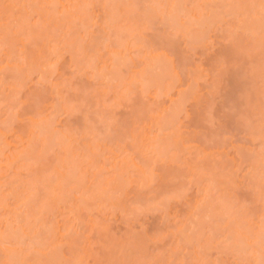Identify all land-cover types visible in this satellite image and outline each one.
Masks as SVG:
<instances>
[{
    "label": "rangeland",
    "instance_id": "obj_1",
    "mask_svg": "<svg viewBox=\"0 0 264 264\" xmlns=\"http://www.w3.org/2000/svg\"><path fill=\"white\" fill-rule=\"evenodd\" d=\"M6 1H8V4H9V0H0V44H1L0 45V68L3 69V67L6 68L8 66H11L13 68L15 67L14 69H16L17 68L16 66L20 65L21 62L22 63H25L26 62V61L24 62V60L28 57V56L26 57V55H28V54L25 53V52L28 51L29 54H30V52L33 54V52L37 50V48H36L37 46L38 47L39 46L41 47V43L43 41L41 43H39V41L38 42L36 41L37 38H36V40L34 39L35 41H32L33 42L32 44L37 45V46L35 47V49H31V51L29 49L32 48V45H27V42L28 41H25L26 44L24 43V47L21 44V42H23L24 41V38H27V37H30V39L28 38L29 41L32 40V38L34 36L35 37H40V36H38L40 34L39 32L34 33L36 30H34V31L32 30V32L30 31V33H28L27 30L28 29L31 30V28H32V27L31 28L28 27V26H30L29 23H32L31 26H33V23L35 21H37V23L39 24L38 27H42V25L39 22V21H41V23H42V19L37 16L36 12H34L35 14L33 13L34 15L31 13V12H33V11L30 10L31 7L24 6V5H22L23 4L22 3L21 5L24 6V9H20L19 8V5L16 4L18 6V9L19 10H21V11L23 10L22 12H26L25 9L26 8L27 9L30 8V9L27 10L28 13L27 12L25 13V14H29L28 17L30 18V20L28 19L27 15H26L25 16L26 19H24L25 20V22H24L22 20L24 18V16L21 14L22 12H20V14H19V10L16 9L17 6H14V9L11 8L12 10L10 12L9 9H8L9 11L7 10L6 5L8 6V4L6 3ZM25 1H23V2H25ZM99 1L101 2V3L99 2V4H98V0H94V2H97V3H92V4H97V5H92V7H91V8H93V6H95V8H93L95 10H92L90 8H88V9H90L89 12L90 11H93V13H95V14L98 13L99 17H97L98 19H96V20L100 24V22L101 23H104L106 20L109 19V18L108 19L106 18L107 15H110V13H109L110 10L107 12V9L109 8L108 5L111 7L112 4H109V3L107 4V6H106L107 8L105 9V11L107 13H109V14H106L105 15L106 12L104 10H103L104 12L101 11L100 8L102 6L105 8V5H103V4L106 3V2L104 1L102 3L103 0H99ZM122 1L123 2H121V0L116 1V2H121V4L118 3L117 5H119V4H120L119 6H121L122 4L125 5L128 2V4H127V7H128V5H130L132 3L133 5H135L134 7H136L137 12L131 13V15H130L129 12H127L128 14H126L123 11H121L120 13L116 11V13H119L120 14V15H117V16L120 17L119 18L121 20V23L119 22L120 24L117 22V21H120V20H117L116 19V21L115 20L114 21L112 20V23H110L111 21L109 22L111 26L109 25V23H106V22H105V24L101 25V27H103V26L104 27H103V29L100 30V33H98V34L101 35V33L104 32L103 31L104 28H106L105 31H107L108 36H110V39L109 40L107 39L108 41H107V44H106V42H102V40H100V39H102V36H99L98 35L100 37V38L98 37V39H99L98 42L103 43V46H104V44H105V46L110 45L108 43L109 41L114 42V39L113 38H115L116 35L118 37H120L119 41L122 40V42H123V41H125L124 38H126L124 36H127L128 35V34L126 35L127 32L130 31L131 34H134V32L137 31V30H135V29L132 28L134 30V32H132L133 30L131 29L130 26H133L134 27V25H132V22L134 23V21L139 16H141V15H138L137 14L139 12L141 14H143V15H145L146 13L147 14L150 13V15H147L149 18L151 17L150 19L149 18L146 19V17H144V19H143L144 21H148V19H149V22L148 23H151L150 25L146 24L147 25V28H146V26L144 27L145 24H143V23H145V22L140 23L141 21H138V19H137V21H135L136 23H134L136 26L138 25V31L140 30L139 29V25L142 24V27H144V29L142 28L140 31L143 33L142 30H145L143 35L145 37H147L146 39H149V37L151 38V36L154 35L153 38H151L152 41H153L154 40V37H155V34H156V36H158V35L162 36V38L164 37L165 34H171V35H167L168 38L171 37V36H173V35H175V32L176 31H173L174 34L172 33V31H171V33L170 32L169 33H163L164 30H168L167 29L168 27L167 28H164V24L159 25V26L155 24L157 29L155 28L154 24L152 25V23L154 21L153 20L154 19V15H152L151 12H148L149 10H147V12H144L143 11L144 12L143 13L142 10L144 8L143 9L142 8H139L138 9V7H140L141 4L138 5L136 3H139V1H141V0H139L138 2H136L137 0H134V1L133 0H129V1L128 0H125L126 3H125L124 0H122ZM164 1L162 0L163 3H165ZM170 1L167 0V2H170ZM172 1L175 2L174 4H177V7H178V3L181 0H172ZM182 1L184 2L185 0H182ZM222 1H223V3H222ZM222 1L221 0H215V3H210L211 4V7H210V9H208V11H207V8H209V7H206L205 8V6H206L205 4L208 5L209 3L208 2L205 3L206 2L205 0H199V2H198V0L197 1L196 0H186V3L188 5L186 3H185V6L183 5L184 8H186L187 10H189V13L190 14L193 13L191 16H194L197 19H201L202 17L199 18V16H198V15L201 14V16L204 17V20L201 19L200 23L204 22L207 18H211V16L213 17L214 15H216L217 13H219V14L216 15L219 18H216V16L213 17V18L219 19L218 20L219 22H217V20H214L217 25L215 23L212 24L210 22L212 24V25H210V30L207 29L206 31L202 32L203 35L205 33L204 38L205 37L206 38L205 39H202L203 36H201V41L200 42H202V40H205L206 43L203 41L202 42V43H204L203 46L202 45H199L198 46L197 43L199 42V40L197 39V40H195L197 42L196 45L195 44H192V43H194V41H192V43L189 44V45H192V46L193 45L196 46L195 49H197V50L192 51V53H193V54H191L192 56H190V54H189L191 52H188L187 50H186L188 52L187 54L185 53L182 56L180 55L182 53V51L183 52L185 51V49L183 50V46L185 45V43L187 42V44H188V42L192 40V39L191 40L189 39L188 41H186V39L184 38L185 37L184 34H183V37L180 38L182 42H183L182 39H185L184 44L183 43L180 44L181 41H179L178 39H177L178 41L175 40L176 42L174 43V39H176L178 37V35L175 38L174 37H171L172 39L171 38L168 39V40H173L172 43L176 44V46H177V44L178 45L180 44V47L182 46L181 47L182 49L180 48L182 51L181 50L178 51V49H179V48H177L178 46L176 47L177 49L175 48V51H174L175 45L172 44L171 41L168 42V40L165 42V44L164 43L160 44L161 42H164V41H162V38L159 40V38H158L159 36L157 37L158 38L157 40H159V42H160V43H158V45H157V42L156 41H155L156 44H152L150 42L151 39H149V42L148 43H147L148 40L145 39L144 43H141L142 45L137 40L139 44L137 43L136 46L138 45V47H139V45H140L141 46L140 48H145V47H142V46H144V44L146 42L147 44H145V45H148L149 43L152 44V45H150V48L152 46L153 48H157V49H158V47H160V49L165 48V50L173 49L172 52H175L176 55L174 53H173L174 54L173 55L172 52L171 53L169 52V53L172 54L173 57L176 56L175 57L176 60H179L178 58L180 56H181L180 57V60H181V58L183 59V56H186L187 55V57H189V58H187L188 60L186 59V61L187 62L189 61L190 66L188 65V63L186 61L183 62L185 60V58H184V60H182L183 63H180L179 64L180 69H181V66H183L184 64L187 67H191V69L194 68V65H195L196 71H195V73L193 72V75H197V72H199L201 70V75L199 76L200 72L197 75L198 76V78H197L198 80L196 81L197 82V85H195L196 83H192L193 84L192 85L193 88L191 87V90L193 89V91H194L195 86H197V89L196 90L198 91L197 93L199 94V96L197 98L198 99L197 102L201 99L198 102L200 104V106L198 104V106L196 107L197 102L195 103L196 105L193 104L194 101L192 103V99L191 98H190V101L189 102H188V99H186L185 102H184V106H185L184 107V110L186 109V112H184L182 114L180 112V115L179 114L177 115V118H176L177 124L176 123H174V124L172 123V122H176V121H171L170 122L171 124L169 122L168 123H165L166 126L170 125V126H172V128L175 127L173 125H176V127H179V129H178L179 130V133H178V131H175L176 134H179L180 135V133H181L180 137L181 136L184 137L182 139H186L185 137H187V136L190 135L189 137H187V139L188 138L190 139V137H191L190 141L192 140L194 142L191 141V143H189V144L193 145L194 147L195 146H199V145L200 146L194 148V147H192L190 145L191 148H194V149L191 150V148H190V149H188L190 151H187L186 150L187 151L186 152L184 150L185 151L184 152L182 150V151L178 152L180 154H177V158L175 157L176 158L175 159L173 156L176 155V153L173 155L172 154V150L170 152L169 149H174L175 151H177L179 147H176L177 149H175V146H169V145H167V143L170 140H172L174 137H177V136H175V134H172L174 132H170L169 131V130L172 129L170 126L167 127V128H166V126L165 127L163 126L164 127L163 128L164 129V132L163 133H165V134L164 135H160V133L163 131L162 130L161 132L158 133L159 134L158 135V138H160L159 141L162 142V143L160 142V144L162 146L160 152L164 151L165 153L162 152V154L164 153L165 155H164V157H161V153L159 152V150H158V152H159V155L160 156L157 155V158L158 157H159V159H162L163 158V160H160L161 161V163H160V161L155 160L156 159V155H152V156L149 155V156L152 157V162H154L153 164L156 166L155 167L153 165V166H150V168H149L150 169L149 172L153 173L154 176L152 174H150V175L152 176V178L153 177L154 178L153 179L150 178L151 176L149 174H147L148 176H150L149 178L151 179V181H150L149 178H145V179H149V181L147 183V180H145V182L148 185V186L147 185L146 186L148 188L145 187V185H144V187L140 189L143 192H140V190L138 189L139 187L137 186L140 183V180L141 179H138L137 180V181H139L138 184L136 185V187H138V188H136L135 186H132V187H134V189H136V190L138 189V191H139V192L137 191L138 193H142L145 196V199L144 200H143V198H144L143 195H141V198L143 197L142 199H140V198L137 199L138 193H137V196H136V194L134 195L132 189H131V191L128 190L130 188L125 189L126 186H128V185L125 186L126 181L124 183V180L126 178H128V175L130 176L131 171L129 173V172H126L127 169L126 170H118L120 172L121 171L126 172L125 174L129 173L128 175H125L124 174L125 176H127V177H125L123 175V172L120 173V172H118L116 170V169H119L118 167H122L121 166L122 164H120V166H119V164H117V165L115 164V166L117 168L114 166V168H116L115 169L116 171L114 170V172H113V161L111 159L110 160L109 159H106L107 157L108 158L111 157L110 154H108L107 152H104L106 154V156L103 155V153H102L103 156L102 155L99 156V159L101 157V160L98 159V161H97V159H96V161H97V162L95 161L96 164L93 163V166L94 165L97 166L99 164L97 167L96 166H94V167L92 166L94 169H96V168L99 167L96 171L93 169L95 171V173H98L99 175L96 174L97 176L95 177L94 176L95 173H92L93 170H92L91 167H90V169H91V172L90 173H88L90 170L87 171L85 169L86 170V173H87V176L90 175L89 176L90 181H88L89 179L88 180L86 179L87 178L86 177V174H83L84 171L82 170V168H79L80 166L82 167L81 164L83 162V159H82V162H80L81 161L80 160L78 162V163H80V165L78 164L79 167H77V173H78V169H81L82 170L81 174H83L82 175L83 178L82 179H79L80 178L79 177L80 175L78 176L79 177L78 178L77 177V173H75L74 178L78 179L80 182L82 180L83 181L86 180L87 183H88V184L85 183L87 185V187L90 186V185L92 186V184H93V186L91 188L89 187V189H88V190H90L89 192L92 193V194H89L87 192L88 190L86 191L84 189L86 187V185L83 184L84 182L83 183L81 182V185L82 186H85L84 188H81V186H79V188L82 189L81 191H79L80 192V195L82 193V195L80 196V198H81V201L80 202L82 203L85 200V202L83 203L84 204V207H87L88 206V204L86 202V200H87V198H86L87 194H88V196H90V195L94 196L93 198L88 197L90 199V201L93 202V204L90 203L89 211H90V208H91L92 205H93V207L96 205L95 203L100 204V203H98L99 201H95V200H97L96 197L102 196L101 193L99 195L98 191H100L99 188H104V185H102V184L103 183L104 184L107 183L105 181L111 180V179H113L112 181H114V178H117L120 183L124 184V186L121 185L117 181V179H116V181H114V182L115 183L118 182L119 185L117 183L116 184L114 183L115 184L114 186L117 185V187H116L117 189L114 188L113 183H109L106 186V187H109V189H106V187H105L104 189H102L100 191V192H102L104 190L102 193L105 195V191L107 190L106 191V196H107V194H109L108 197L111 196L112 199L105 200V202L107 201L106 203L104 202L106 204L105 206H104V204L101 203V207H99L97 209H96V207H94V209L95 210H98L100 208H104V210H105V207H107L106 208L107 210H105L106 212H104V210H102L101 212L99 210L98 211H92V209H91L90 212L89 211L87 212V211H85V208L81 206L80 209H83V210L82 211H79L80 209L78 208V212L76 211L78 214L75 212L78 216H75L76 214L73 211H71V212H73V214L68 213V212H70L69 210L68 211L66 210L68 208H66V209L64 207L62 208L61 207L62 205H60L61 208L59 207L60 208L59 211H57V212L55 211L57 214L55 212H52L51 209L53 207H50L49 206L50 201H49V203L47 202L48 198H47V200H45L46 199L45 198V192L48 195V193L50 194V192L52 190L47 193L48 189H47V187H44V186L48 185L47 184L48 183L47 180H48V181H50L49 182L50 185H51L50 187L51 188H54V189L56 187V190H57V186L55 185L56 183L53 184L54 187L52 185L53 182L57 181V174H56V179L53 178V177H55L54 176L55 175L54 173L58 169L57 166H56L57 165V162H58L57 160L59 159V161H61V160L63 161V159H61V158H64L65 157V156L62 157V154H64L63 153V148L60 149L61 147H58V144H57V147H56V143H57L56 141H53L54 143H52V140H51V143L50 142H47L46 143V145H48L49 147L55 146L53 148L52 147L49 148L47 146H44V148H43L42 145L39 148L38 145L35 146L36 144H38V142L35 143V144H33V146H31V148L26 149L25 150L26 151L25 154H24V152H23V154L26 155L27 150L29 152L31 149H32V151H30V152H33V149H34L33 147L36 148V149H34L35 152L36 153L38 152L39 154L35 155V153L33 152L34 155H32L33 153L30 154V152H29V155H31V157H33L32 159H28V158H31V157H29L28 154H27L28 155L27 160H26V157H24V159H23L22 158L23 156H22L21 159L23 161H21L20 158H19V161L16 162V164H14L16 166H13L12 165L13 167L12 166L11 167L10 166L8 167L7 166V162L5 161V158H3V157L4 156L12 157L13 155L18 154L21 151L22 147L18 143H16V141L18 140L17 137L18 136L19 137H23L22 136L23 133L21 132L22 129H24V128L27 129L29 126H31V123H32L33 120H40L41 119V122L44 123V124H46L47 121L44 122L43 120H45V119L49 120L50 118L53 117V120H54L53 122H55V125L52 124V126H48V127H51V128H49L50 130L51 129L54 130V128H55V130H57L56 132H58V133H57L56 136H58V134L61 136V134L63 133V134H65L64 136L69 137V136H72V134H73V136H75L74 138H76V139L78 138L79 139L81 136H79V137H76V136H78L79 133L81 134V130H84L85 129V131L88 130V132H89L88 133L89 135L87 134V136L88 137L89 136H92L91 137L92 140L93 141L95 140L93 142L91 140V138H86L87 141H89V142L92 141L94 143V145H95L96 140H97V143H102V141L105 139L103 141V144H106L107 146L112 145V146H109V147L111 149L113 147L112 151H113V153H115L114 156H118L119 157L118 158L119 160L122 159V161H123V160H126L127 159V158H124V155H123V154H126V151H127V153L130 152V153L134 154V155L131 154V157L133 156L132 157V159H133L135 156H137L135 154H137L139 150L137 149V151H136L137 153H134L133 151L135 150V148L133 146H131L132 149L134 148V150H131L130 149V144H129V147H128V150H127L126 145H128V143H131V142H129V141L128 142H125L124 139H127L128 140V138H131L132 134L134 133L133 135H134V139L135 140L133 139V141H132V144H133V143H136L135 142L136 140L138 142V138H142L140 134H142V133L143 134L144 133H148V130L145 127V124L147 123V121L146 120H143L144 117H143V114L142 113H141L142 114V116H141L142 118L141 117H137V116L141 115L140 113H138V111H139L140 107H143V106H144V109H145V107H146V109H149V112H150V110L153 111L155 108L158 109V107H160L159 105L163 104L161 102V100L159 101V99H158V101H155L151 96L141 97L142 94L140 92L137 94L138 91L137 92L136 91H131V92L135 93V94L132 93L133 95L131 94L130 91L129 92L127 91L126 96H127L128 93H130L129 94V97L127 96L128 98H124L123 99L124 101L123 100H120L117 103L116 101H118V100L115 97L117 95H119L120 92H122L121 89H120V92L118 94L115 93L116 96L114 94V96H115L114 98L115 99H113L112 97H113V92L116 90V88H118V89L121 88L120 87V84H119V87H118V86H116V84L118 85L117 81H113L114 84L112 82H110V80H112L111 79L112 76H110V80L108 82V84L110 86H108V84H106V86H108L107 89H106L105 86H104L105 84L102 83L104 80L103 81H102V79L100 80V77L98 78L99 80L97 79V77L99 76V74L98 73H94V72H96L94 70H92V71H94L93 73L91 71H88V69H94V66L91 64L92 61H91V58L90 57H89L90 60H88V59L86 60L85 59V62L91 61V62H89V64L92 65V68H91L90 65H88L90 68L88 67V69H87L86 68V65L87 64H85V63H83V65L84 64L85 65H84V67H82V65H81L82 63L81 62L83 61V59L81 58L82 55H81V57H80V55H78L80 53L78 51V49L79 48L82 49V46L84 47L85 43H87V40L90 41L89 40L90 38H89L88 35L85 37L86 31L84 32V34H85L84 36L81 35V34H83L81 32H83L84 29L87 30V28H88L87 26L91 27L92 26V23H91V25H88L86 23L87 25H83L85 27H83L81 25H80L81 26L80 28L77 27V29L79 28L80 31H79V29L77 30V29L74 28L79 33V34H75V36H77V35L79 36L80 35L79 37L78 36L77 37L79 38L80 41H82V43L81 44L78 43V46L79 45L81 46V47H78V49H76V46L77 45H75V47L72 46L79 53L73 49V52L75 54L73 56H71L72 49H70V47L72 45L71 43H73V40L71 41V43L69 41V43L71 45H68V47H69L68 49H70L71 51L65 49L67 53L63 52L64 49L61 50V48H60V47H63L64 48L65 45L63 46L60 43H59L60 45H58L57 44V41L59 40L58 38H60V37L62 38V39L60 38L61 40H65L66 39V36L68 34H71L72 33L71 31H72L73 28H71V30H69L67 32V35H65V33L63 35V32H65L66 29H63L62 27H59V29L62 28V30L61 29L60 30L59 29H53L54 27H56V26L53 25V21H55V20L57 22L60 21L58 24H60V25L62 24L61 26H63V22L65 20L63 19L64 21H62V23H61V20H57V19L53 18L54 20L52 21V24H51V26H53V27H51L52 29L48 27L49 30H51L52 32L54 30V33H55L56 30H58L59 31L58 32L59 35H60V33H61V35H63V36H60V37L56 35L55 37L56 38L58 37L57 38L58 40L54 37L56 39V40H54V42H56L55 44L58 45V46L56 45L57 47H54V48L57 50V52H58V49H60L64 53L63 54L61 52V57L59 55L60 51L58 52V54H57L56 50L52 53L53 54V57L56 58V54H57V55H59V58H60V59H57L58 61L55 60L57 62L55 65H56V67L58 69L56 68V70H55V68H54V70H55L56 73L57 72L58 73L57 74L55 73L54 75H50L51 76L50 81L51 80L53 81V82L51 81L53 85L51 84V82L50 83L47 82L49 85H47L45 82L44 83H41L42 82L41 81L42 79L40 80L41 82L38 80L39 71L37 70L38 73L37 72L32 73L33 71L31 72L30 69H28V68H30L29 67V65H30L29 64V61H28V64L29 65H26V66L28 67L27 68V71L29 70L28 73L29 74L31 73V74L28 75V73H26V76H28L27 78L24 75L25 78H26V81L23 80V79H25V78H23V76L21 77V78H23L22 79L23 83L20 80L21 79L20 76L18 78H15L16 75H14V74L17 72V70H13L14 72L16 71L15 73H12L13 77L15 76L13 78V80L16 79L18 81V83H19V85L16 84L17 86H14L13 84H11V82H13V81H10V80H12V78H9V74H10V70L11 69L10 68H9L10 70L4 69V71L2 69H0L2 71V72L0 71V128H1L0 130L2 131V129H3V132H4L5 129H7L8 127H9V130L11 129L10 131L9 130H6L5 131V132H8V134H7V136H8L7 141L10 142V144L8 146L4 147V149H3V156L1 157V155H0V185L3 186V187L0 186V188H1V190H0V202L3 200V194L5 196L4 198L7 199V195L6 194L8 193V191L11 188H13V190L11 189L12 191L10 190L11 192H13V191H15V192L16 191L21 192L20 194H22L25 198L28 195H29L28 196L29 198L34 197L36 195L35 196L36 200L33 198V199H31V201L32 202L33 201L34 202L36 201L34 204H37L35 206H37L38 208H36L35 206L33 208V205L34 204L31 203L32 204V206H31L32 211L34 209H37L38 210V213H39L40 211H45L46 209L50 208L51 213H53V215L55 214V217L56 218H53V220L56 219L55 220L56 221L55 222V226L57 228L55 227L54 229L57 230L59 228V230L61 231V233L63 234V236H66L65 238H66L67 241L64 240L65 241L64 243L65 244L68 243V244H66V245L65 244H62L61 245L62 248L56 247L55 252H57L58 257L56 256V259H53V260H50L49 259V261H48L47 260V256H48L47 252L50 253V251H51L53 253L54 251H52V250H54V248L48 249L49 248L48 245H50L48 243H50V240H49V242L42 241V242H44V247H42L41 249H43L44 251H45V249L48 250V251H45V253L47 255V256H45L47 261L45 260V257H42V259L44 258V260L46 262H49L50 263L52 261L53 264H56V263L57 264H60V263H62V264L65 263L66 264V262H67V264L68 263L71 264V263H73L72 260H75V257H80V253H78V251H80V252L82 251L81 252L82 255L78 259H81L84 262V263L82 262L83 264H247L246 263V262H248L247 259L249 260V262L251 261L249 259V255L251 257V254L250 253H247L248 256H247L246 253H242V254H246V256H247L246 257L247 259L245 258V261H246L245 262L244 259L242 261V259L240 258L241 255H239V257H238V254H240V253H238V254L236 253L237 254V258H238V259H236V257L234 256L235 253L233 255V253L231 251L228 252L226 248H228L229 250H231L230 249L231 247H230V243L229 244L227 243L229 245L228 247L225 245V242H226L225 241L226 240L225 239V236L227 235L228 237L229 236L231 237L232 233H234V235H236V232L237 231H239V232L241 231L242 232V231H244V229H245V232H246V229L247 228H244L243 226H245V227L248 226V225H245V224L249 220H250L249 222L252 225L253 221H251V219L252 220L254 219V221H255V218H256L255 212H256V210H259V208L264 205V182H263V179H262L263 177H261L262 174H264V172H263V169H264V165H263L264 164L263 163L264 160H263V158H264V156H262L263 158L261 159V155L264 154V143H263L264 142V136H263L264 135V100H263L264 99V97H263L264 96V93H263L264 92V39H263L264 38V36H263L264 34L263 35L261 33L259 34V31H258V34H259V43H258V40L255 38V36H254V38L252 37L255 34V33H253L254 31H252L253 34L252 33L246 34V33H244V31L242 33L241 30H239V29H243L244 30V28H245L247 30V31L245 30V32L248 33L249 32L248 31L249 26H251L252 29L255 30V31L258 30L256 27H257V25L259 23L256 22L257 23L256 24L255 22H253V24H252V20L250 18L252 14H250L251 12H249L251 9L248 8L249 11H247L248 9L246 10V12L249 13L250 15H247V13H245L246 15H244L242 13L245 12V9L248 7L247 4L250 1H251L252 5H254L255 3L258 4V2H261V0L260 1L259 0H256V2L255 1L253 2V0H247V1L246 0H244V1L243 0H240V1L239 0H226V1L225 0H222ZM176 2H178V3H176ZM25 3H27V2H25ZM203 3H205V4H203ZM251 3H249L248 5H250ZM100 4H102L101 7H100ZM223 4H225V6L228 5L229 7L228 6L225 7ZM202 5H203L204 8L202 7ZM9 6H10V4H9ZM141 6L144 7L143 4ZM212 6H214V7H212ZM218 6H221V7L218 8ZM237 6H240V8L245 6L246 8L244 9V12H243V9H241V11H242L241 12L240 9H239V7H237ZM98 7H99V11L100 12H97L98 11ZM124 7H119V8H121V9L123 8L124 9ZM134 7H133V9H134ZM180 7H182L181 4H180ZM188 7H189V9H188ZM222 7H223V9H222ZM114 8H117L118 9V6L117 7L114 6ZM229 8H231V9H229ZM237 8L239 10H237ZM251 8H253V7L251 6ZM202 9H205L206 11L205 10H202ZM224 9L227 12L223 11ZM226 9H228V10H226ZM87 10H84V11L82 10V12H85V13H82L81 12L82 13L81 15H83V16H81V19L83 17H84V19L87 18V20H85V21H88L90 19L89 17L90 16H93V14H91V12L90 13H87L86 12ZM125 10H126V7H125ZM187 10H186V12H187ZM230 10H232L231 11V15L229 14L230 13ZM112 11H113V8H112ZM128 11H129V9H128ZM203 11H204V14L205 15L202 14ZM220 11L223 12L222 13V16L220 15V13H221ZM179 12L182 15L180 9H179ZM214 12H216V13H214ZM232 12H234L236 14L235 15L234 14L232 15ZM100 13L101 14L103 13L106 16V17L105 16L103 17L104 19L102 18V20H105V18H106V20L104 22L100 20V15H101ZM177 13H178V11H177ZM194 13L195 14L197 13L198 15H195ZM112 14L113 13H111V15ZM132 14H133V16L135 14H137V15H135L133 17ZM178 14H176V15H178ZM238 14H241V15L239 16ZM61 15L62 14H59V16H61ZM84 15H88V17L87 16L85 17ZM114 15H115V13H114ZM183 15L185 16V13H183ZM206 15L208 17H206ZM57 16H58V13H56V17ZM62 16L64 17V15H62ZM62 16H61V18H63ZM117 16H115V17H117ZM182 16L181 17L179 16L177 18H181L182 20L181 19H179V20L182 21V22H184V19H183L184 16L183 17ZM187 16H189V14ZM191 16H190V18H191ZM244 16H246V17L244 18ZM247 16H250V17H247ZM122 17L124 19H122ZM135 17H137V18H135ZM194 17H192L191 20H193ZM205 17H206V19H205ZM38 18H39V20H38ZM131 18H132V20L129 21V19H131ZM246 18H249L251 22H249L248 21L249 19L247 20ZM239 19H240V21H239ZM82 20L79 19L77 22L78 23H79V21L82 22ZM94 20H93V22H94ZM151 20H153V21H151ZM158 20L159 19L155 17V21H157V23H160V21L158 22ZM246 20H247V23L249 22L248 24H250V25H248L246 23ZM26 21H27L28 24L26 23ZM208 21L209 20H206L205 22H208ZM18 22H21L23 24L22 25V29H21V27H19V25L21 23H18ZM130 22H131V24H130ZM239 22L240 23L245 22L244 23L245 25H240ZM78 23L77 24L74 23L75 26L76 25L79 26ZM116 23H118V24H116ZM24 24H26V27L24 26ZM58 24H57V26H58ZM194 24H196V22ZM207 24H209V22ZM165 25L167 26L168 24L166 23ZM172 25L173 24H170L169 25V28L170 29H171L170 26H172ZM213 25L215 26L214 28H213ZM239 25H240V27L243 26V28H238ZM252 25H255L256 27H254ZM15 26L16 27L18 26L21 29V32H18L19 30L17 32H15V29H16ZM75 26H73V27H75ZM112 26L113 27L117 26L116 28H118V31H117L118 34L114 35L116 33L115 30H117V29L116 28L114 29ZM203 26H205V27H203ZM206 26H208V25H206L205 23L204 24L202 23V28L201 29H203V28L205 29ZM35 27L37 28V24H35L34 29H35ZM94 27H96V26L93 25V27L91 29V30H93V32H95L94 30H96ZM129 27H130V29L132 31L131 30L128 31ZM162 27L164 29H162ZM193 27H197V26H193ZM259 27H262V26L261 25H258V28ZM26 28H28V29H26ZM46 28L47 27H44V29L42 28L43 30H41V31L42 32L45 31ZM48 28L46 30H48ZM81 28H82V30H81ZM182 28H183V26H182ZM23 29H25L26 32ZM170 29L168 31H170ZM176 29H177V31H179L181 28L179 30H178V28H176ZM188 29H191V28L190 27L187 28V31L185 33L188 32ZM88 30H89V32H87V34L90 33V28ZM160 30H161V32H160ZM184 30H186V29L184 28ZM198 30L201 31L198 28L197 30H194L196 33L193 32V35L198 34L197 33V32H199ZM208 30L210 32H208ZM260 30H261V32H263L262 31L263 30L262 28H260ZM37 31H40V28H37ZM60 31H62V32H60ZM168 31H166V32H168ZM22 32H23V34H22ZM52 32H51V34H52ZM182 32H183V30H182ZM17 33L20 34V35L18 36ZM26 33H27V35H26ZM176 33L178 34V32H176ZM179 33L182 34L181 31H179ZM13 34H15V37H14ZM42 34H44V32ZM180 34H179V37L181 36ZM251 34H252V36H251ZM10 35H11V38H10ZM21 35H23V36H21ZM44 35L45 36H48L50 34L46 35V32H45ZM44 35L42 37H40V38H43L44 39ZM102 35L105 36V37L104 36L103 37L105 38V41H106V37L107 36L105 35V33H103ZM185 35L187 36V34H185ZM198 35H201V33H199ZM73 36H71L72 39H73ZM90 36H92V35H90ZM22 37H24V38H22ZM51 37H53V36L51 35V36L48 37V41L50 40L49 38H51ZM80 37H82L84 40L87 39V37H88V39L86 40V42L84 41V43H83V39L81 40ZM118 37H116V39H118ZM128 37H129V35H128ZM167 37L165 35V38L163 40H165ZM188 37L189 36H187L186 38H188ZM15 38L20 39L19 41H21V39H22L23 41L18 42V41L15 40ZM78 38H76V39H78ZM107 38H109V37H107ZM130 38L133 40V38L131 36H130ZM196 38H199V37H196ZM46 39H47V37H46ZM127 39H126V41H127ZM131 39H128L129 41H127V43L126 42L121 43V41H120V43H117L118 44V47H120L119 46L120 44L122 46V44H124V43H126L127 45L130 44L132 46L135 42H137V41H132ZM68 40H66V41H68ZM34 42H36V43H34ZM75 42H76V40H75ZM101 43L100 44L98 43L99 44V45H97L98 48L101 45ZM167 43H170V46ZM28 44H30V42H28ZM187 44L184 46V48H186V49H187V47H186ZM112 45H114V44H112ZM159 45H161V46H159ZM162 45H163V48H161ZM165 45H166V47H168L167 49H166V47H164ZM171 45H173V46L171 47ZM103 46L101 45L102 48H103ZM114 46L117 47L116 44ZM131 46H129V47L131 48ZM192 46H190V47L191 48H194ZM44 47L46 48L45 50H47V47L46 46H43V47H41V49L38 48V51H41V53H42V51H43L42 48H44ZM124 47L125 46H123V48ZM132 47L135 48L134 46H132ZM138 47H136V48H138ZM102 48H100V52L101 51H105V49H102ZM191 48H189L188 50L190 51ZM81 49H79V50H81ZM84 49L85 50L86 49H90L89 42H88V45H85ZM146 49L148 50L147 47L144 50H142V51L136 49L137 52H141L140 53V57L138 55L139 53H137L135 51L136 53L135 52H133V54L131 53L132 54L131 59L132 58H137V61H141L142 60L141 54H142L143 51L145 52ZM24 50H25V52H24ZM45 50H44V53H45ZM86 51H83L82 54H84V52H86ZM232 51H233V53H231ZM177 53H178L179 57H178ZM32 54H30V55H32ZM48 54L49 53L47 52L46 55L49 56V58L51 57L50 59H54V58H52V55L50 56ZM91 54H92V52L90 53V56H91ZM102 54H103V52H102ZM143 54H142V56H143ZM23 55H25V56H23ZM30 55H29V59H30ZM221 55H223V56H221ZM42 56L44 57L45 60L43 59L44 60V62H43L42 59H41L40 60V61H42L41 64H43V63H45L47 61L46 60V57L47 56H45L44 54H42ZM24 57H25V59H24ZM32 57L33 56H31V59H32ZM18 58H21V60L18 59ZM76 58L78 59V61L80 62V64L77 63L78 61H75V60H77ZM85 58H88V56H85ZM47 59H48V57H47ZM133 60H134L135 64H138L135 61L136 59H133ZM17 61H19V62H17ZM74 61H75V64H74ZM225 61H227V62H225ZM22 63H21V65H22ZM58 63H59V65H58ZM186 63H187V65H186ZM181 64H183V65H181ZM192 65H193V67H192ZM31 66H33V65H31ZM77 66H79V67H77ZM185 66H183L182 69ZM18 67L19 68H17V69H19V72H20L21 71L20 66H18ZM23 67L25 68V65ZM21 68H22V66H21ZM43 68H44L43 70H45V67H43ZM81 68L82 69H85L84 70L85 72L84 71L83 72L82 71H79V70H81ZM86 69H87V71H86ZM113 69L114 68H112V70ZM122 69H124V73L120 69L121 70L120 71L121 73L118 72V74L120 73V75L123 77L124 74H125L126 68L124 67ZM180 69H179L180 72L183 71L182 69L181 70ZM197 69H200V70L197 71ZM22 70L26 72V69H22ZM117 70H119V69H114V72L112 71L114 75H115V73H117ZM192 70H194V69H192ZM34 71H36V70H34ZM184 71L180 73L181 78H183L182 79L183 81L186 80L185 79L186 78V73L184 74ZM226 71H227V73H226ZM22 72L21 73H18L17 72V73L19 75H23ZM47 72H48V70H47ZM89 72L92 73V74H90ZM233 72L234 73L236 72V73L233 74ZM59 73H60V76L58 75ZM82 73H85V74H82ZM223 73L225 75H223ZM6 74L8 75V77L6 76ZM93 74H95V76ZM58 76H59V78H57ZM201 76H204V77H202V79H201ZM6 77H7V79H6ZM52 77L53 78L55 77V78L53 79ZM95 77H96L97 80L95 79ZM18 79L20 80L21 83L19 82ZM55 79H56V81H55ZM115 79H117V78H115ZM57 80H58V83H60L58 85V87H61L62 88L61 91L59 90L60 88L57 89L59 91V92L57 91V94L59 95V93H60V97L59 96L57 97L58 99H56L55 97L53 98V95H54L53 89L57 85ZM54 82H56V83H54ZM98 82H100V84ZM14 84H15V81H14ZM61 84H62V86H60ZM185 84H186V82L185 83L183 82L184 87H185ZM225 84H226V86H225ZM13 86H14V88H13ZM49 87H51L52 89H50ZM110 87H113L114 89H112V88L109 89ZM10 88H12V90H10ZM15 88L17 89V92L16 91L14 92V90H13ZM18 89H19V92H18ZM103 89H105L106 91L104 90V92H103ZM108 90L109 91L111 90L110 92L112 94H110V92ZM50 92H51V95H50ZM190 93H188L189 94L188 95L189 97H191ZM57 94L55 93L56 96H57ZM126 96H124V97H126ZM252 96H253V98H252ZM160 99L165 100L163 98H160ZM241 99H243V100H241ZM54 100H56V101H54ZM139 103L141 105H138ZM54 105H55V108L53 109ZM157 109H155V110H157ZM140 110H141L140 112H142L143 108H141ZM155 110L153 111V113H155ZM197 111H199V112H197ZM135 112H137L136 113V115H137L136 117L134 116L135 115ZM143 112L144 113L145 112H148V110H145V111L143 110ZM250 112H252V113H250ZM197 113H201V114H197ZM56 115H57V117H56ZM150 115H152V113ZM150 115H149V113L147 114V116H148L147 119L149 118ZM140 118H141V121H139ZM137 120L139 121V123H138ZM142 121L144 123L145 122L146 123L145 124L144 123H141ZM49 122H50V124L52 123L51 121H49ZM123 122L124 123L126 122L132 129L129 128V127H128L129 128L128 129L127 126H126L127 124L126 123L124 124ZM239 122H241V123H239ZM8 123H10V124H8ZM131 124L133 126H131ZM179 124H180V126H178ZM114 125H116L117 127L114 126ZM53 126H54V128H52ZM120 127H122V129H120ZM117 128H118V130L116 131ZM125 128L128 129V133L131 135L130 137H127V135L124 134L123 131H126L127 132V129L124 130ZM39 129L41 130V128H39ZM39 129H38V131H39ZM44 129L46 130V128H44ZM113 129L115 130L114 133L116 135L113 134V131H112ZM133 129H134V131H133ZM119 130H121V131L119 132ZM129 130H132L133 132H130ZM172 130H174V129H172ZM175 130H177V129L175 128ZM42 131H43V129H42ZM42 131H40V132L42 133L43 136H41V134H40L39 140L42 141V139L47 135L46 138H44L43 140H45V141L49 140L50 141V139L48 138L49 137V134H47L48 133V130L47 131H44V132H46L45 136H44V134H43ZM107 131L110 132V133H108ZM111 131H112V133H111ZM167 131H169V132H167ZM105 132H106V135H105ZM121 132H123L122 134H124V136L125 135L126 136H125V138L121 139L122 141L118 140L120 143L119 142L117 143V141H115V140H117L118 138H122V135L120 134ZM194 132H196V134ZM251 132L252 133L254 132L255 134H258L259 133V139L260 140H256L255 141L253 139V141H251L252 140L251 137L253 136L252 134H250ZM36 133L38 135L39 132H36ZM86 133L87 132H85V134ZM169 133H171V138L169 137L170 136ZM188 133H190V134H188ZM260 133H262L263 135L260 134ZM12 134H13V137L11 136ZM66 134H68L69 136L66 135ZM85 134L83 132V134H81V135L85 136ZM107 134L109 135V137L112 136V138L111 139L109 138V140H108V138H107L108 135ZM119 134L121 136H119ZM129 134H128V136H129ZM166 134H167V136L169 138L168 137H165ZM172 135H173V138H172ZM249 135H251V136H249ZM261 135H262V138L263 139H261ZM105 136H107V137H105ZM197 136H198V138H197ZM257 136L258 135L253 136V137L255 138ZM192 137H193V139H192ZM195 137H196V139H195ZM62 138L65 139V137H62ZM74 138H72V139H74ZM81 138L79 140L77 139L76 143L79 142L81 140ZM101 139H102V141H101ZM255 139H258V137L255 138ZM106 140H107V142L105 143ZM220 140H221V142H220ZM165 141H168V142H166V144H165ZM199 141H202V142H199ZM113 142H115V143H113ZM261 142L263 143V145H262ZM39 143L42 144L41 142H39ZM44 143L45 142H43V144ZM76 143H75V145H76ZM107 143H109V144H107ZM116 143H117L116 146H118V147L115 146ZM50 144H52V145H50ZM124 144H126V145L124 146ZM162 144H164L166 146V148H164V145H162ZM133 145L135 146V144H133ZM114 146L116 147V149H114ZM140 146L142 148V144L139 145L140 151H139V154L138 155H141L143 153L142 152L143 150L141 151ZM167 146L168 147H171V148L168 149ZM37 147L39 148V151H38V148ZM41 147H42V151H40ZM203 147H205L207 149L204 148L200 152H202L203 150L204 151L206 150L207 152L206 151L205 152L207 153L208 158H206V155H204L205 152L204 153L202 152L203 154L201 155V159H203V157H204V159L206 158V159L209 160V161L207 160L208 162L207 161L206 162L208 164L210 163L209 165L205 164L207 166L206 168L209 169V168L213 167L214 170H212V168H211L210 170H212V171L209 170V172L211 173V172L214 171V173H216V172L218 173V174H216V176L214 178L215 179L214 181H217L216 180V177L219 174H220L221 177H223L222 178L223 180L224 179L225 180L226 179L227 180L229 179L228 181L224 182L223 185L221 184L222 187L225 186V189L223 188L225 190V193L221 192L224 195L223 194H219L220 191H217L216 190V189H218V190L219 189H222V187L219 186L220 185V183H219L218 184V187H221V188H217V185H216L217 182L216 183L215 182L213 183L212 176H214V174L213 175L210 174L211 175V176L209 175L210 177L207 176V173L205 172L207 170L206 169V170H204V173L206 174V175H204V178L207 177V179L206 178L204 179V178H202V176H203L204 173L202 174V176H200L199 173H202L203 172L202 169L203 168L205 169V167H201V169L198 168V171L199 170L202 171V172H199L198 174H197L198 171L195 172V170H196L195 168L196 167L195 168L193 167L194 171L191 170V168L189 167V166H194V165H197V166L198 165H201V166L204 165V163L203 164L200 163L201 162L200 160H199L200 162L197 161V157L199 156L198 159L200 158V154H199L200 152L198 153L199 155H197V151L200 150ZM215 147H216V149H215ZM122 149L125 151V153H123L121 155V152H124ZM163 149H166V151L163 150ZM167 149H168V151H167ZM60 150H61L62 153L60 152ZM179 150H181V149H179ZM259 151L261 153H263V154L259 153V154H261L260 157H259V159H261V161L258 159L259 162H261V163H259V165L262 164L263 167L260 166L262 171L260 170L259 165L257 166V168H258L259 171H261L263 173L261 174L258 171V174L259 175L257 177L256 170L253 167L254 169L253 168L252 169L255 171V174L256 175L253 176V174H254L253 173V174H251L252 175V177H251L249 175V173H251V171L249 173H246L247 171L252 170L251 167H249L250 169H247V166H250V165H247V164H249L248 161H247V157H250L249 158V161H250V159L252 158L250 155L255 152L252 156H253V158L255 157L254 159H256V156L258 154L257 152H259ZM140 152H141V154H140ZM166 152H168L169 155H170V153H171V155H173V156L170 155L172 158L169 156V158H170L169 159L170 160L169 162H167V160H168V154H166ZM181 152L184 153L185 155L184 154L182 155ZM189 152H191V153H189ZM187 153H189V154H187ZM255 154H256V156H254ZM18 155L21 156L20 154H18ZM245 155L246 156L248 155L245 158L247 162L245 161V159H243L245 157ZM104 156H105V159L102 160V157L104 158ZM128 156L130 157V154H128L127 156L125 155V157H128ZM142 156H141V158H142ZM153 156H154V159H153ZM131 157L129 159H131ZM148 158H150V157H148ZM164 158H167V159L164 160ZM253 158H252V160H253ZM85 159H87V158H84V160ZM136 159L137 158L135 157L134 160H136ZM172 159L173 160L175 159V160L172 162ZM137 160H136V162H137ZM139 161L140 160H138V163H140ZM162 161H165L166 163H169L170 166L168 165V170L166 169L167 168V164L165 162H162ZM98 162H100V163H98ZM197 162L200 163V164H197ZM253 162H255V161L253 160ZM251 163L252 162L250 161V164ZM255 163L257 165L258 161H256ZM83 164L84 165L85 164L87 165V164H90V163L87 160V163L84 161ZM157 164L158 165L161 164V165L158 166ZM180 166H183V167H180ZM187 166L190 168L191 171H193V174H192L191 171H189V172L187 171ZM87 167H89V165ZM123 167L125 168V165H123ZM161 167L164 170L159 169ZM169 167H170V170H169ZM174 167H176V168H174ZM151 169H153V170H151ZM54 170H55V172H54ZM108 171H109V173H108ZM161 171H162L163 174L161 173ZM171 171L174 172V173L171 174L170 173ZM115 172H117V173H115ZM187 172L189 174L191 172V175L188 174L189 177L186 174ZM134 174L136 175V173H133L132 175H134ZM194 174H195V177H200V179L202 181L205 180V183L203 182L202 183L203 185L201 184L202 186L200 185V187H199V184L196 183V181H197V180H195L196 178H193ZM196 174L199 175V176H197ZM120 175L121 176L123 175V176L119 179V176ZM135 175L133 176V178L134 177H137ZM70 176H71V174H70ZM148 176H146V177H148ZM191 176H192V179H191ZM220 176H218L219 179H220ZM131 177H129V178H131ZM208 177H209V179L211 178L210 180H212V181L209 180V182H208ZM247 177L251 181H247L248 180ZM255 178H258V179L255 180ZM53 179L55 181H53ZM69 179H71V178L69 177ZM200 179L198 178V180H200ZM222 179H220L221 182H223ZM230 179H232V181ZM39 180H41V181H39ZM44 180H45V182H44ZM201 180L198 181V182L201 183ZM33 181L35 182V185H34V182ZM64 181H66V180H64ZM68 181H69L68 183L70 184V180H68ZM74 181H75V179H74ZM121 181H123V182H121ZM143 181H144V179H142L141 182H143ZM152 181H154V182H152ZM36 182H37L38 185L36 184ZM89 182L92 183V184L89 185ZM149 182H151V184ZM206 182H207V184H206ZM227 182H229V183L227 184ZM252 182L254 184H252ZM65 183H67V182H65ZM68 183L67 184H64L63 181H62V183L60 185H58V186H61L62 185V187L64 186L63 187L64 190H62L59 187L60 188L59 190H62V191H59V192H62V195H65V194H63V191L65 193L67 191V188H68V190H70V192L67 191V195L61 196V197H65V198L67 197L69 199L70 198L73 199L72 196L76 197L75 196L76 194L79 196V194L77 193V189H75L74 191H76V192H74L73 191V188L71 186L69 188V184ZM57 184H58V182H57ZM110 184L113 187H111ZM205 184H206V186H205ZM208 184L212 185L213 188H214V190H212L213 188L209 185V187H211L210 188L211 190H210L209 187L207 186ZM66 185H68L67 188H66ZM74 185H76V184H73V186ZM149 185H151V187ZM159 185H160V187H159ZM161 185H162V187H161ZM255 185H257V186H255ZM32 186H34V187H32ZM36 186H38V187L36 188ZM118 186L120 187V189H118L119 188ZM204 186H205V188L207 187L209 189V192H208V190H206V193L208 192L206 195L208 197L210 196L208 199L206 198L205 202H203V203H205L204 206L207 205V202L209 200L210 202H212L211 203L212 205L211 206L209 205V206L212 207V209H213V202H214V206H215L214 209L217 210V208H218V210L215 211L213 209V211H214L213 212L212 209L211 210L209 209L210 210V213L211 214L213 213L214 216L212 214V215L206 217L203 214H206L208 212L207 211V212L204 213V211H205L204 209L207 208V206L206 207H202V210L203 211H200L201 208H200V210H198L199 212H198V214H196L197 218L194 216L195 217L194 219H197V220L192 221L193 218L192 219L189 218V217L186 218L187 217V214L186 213L188 212V209H191L190 207H193L194 206V205L193 206H191V205L193 203H195L194 201H197L198 195H201L202 196V194L198 192V189L199 188H202ZM215 186H216V188H215ZM15 187H18V189H16ZM50 187H49V189H51ZM155 187L158 190L157 189L155 190L154 189ZM75 188H78L77 185L75 186ZM92 188L93 189L96 188V189H94L92 191L91 190ZM54 189H53V191H55ZM110 189H112V190L110 191ZM124 189H125V192L123 194H122V192H118L119 190L124 191ZM147 189L150 192H151V190L152 191L155 190V191L150 193ZM34 190H35V192H34ZM95 190H97V191L94 192ZM201 190H203V188L200 189L199 191L201 192ZM127 191L128 192L130 191L131 193L127 194L128 193ZM2 192H3V194H2ZM112 192H114V193H112ZM134 192L136 193V191H134ZM74 193H75V195H74ZM84 193H86V194H84ZM96 193H98V194H96ZM145 193L147 195H145ZM20 194H18V195L19 196H22ZM30 194H32V195L30 196ZM70 194H73V195L69 196ZM83 194L86 195V196H84ZM114 194H116L117 196H121L119 199L122 198L121 200L122 201H125V203L123 202V204H125L124 207H121V206H118L117 207V205H116V207H114L115 208L114 209L111 206V204H109V200L111 202L113 200L114 201V204L115 203L120 204V202H122L121 200L115 202L114 199L117 196L114 195ZM119 194H121V195H119ZM125 194L127 195V197H126ZM159 194H160V196H159ZM58 195L59 194H57V196ZM104 195H103V197H105ZM123 195H125V196H123ZM8 196H12V195H10V193H9ZM23 196L22 197H19V198H23ZM51 196H53V195H51ZM135 196H136V199H135ZM201 196H199L198 199H200ZM211 196H212V198H211ZM59 197H60V195H59ZM149 197H151V198L149 199ZM12 198H14V197H12ZM65 198H64V200H65ZM76 198H78V197H76ZM210 198H211V200H210ZM5 199L3 200L4 202H5ZM117 199L118 198H116V200ZM28 200L30 201V199H28ZM44 200L47 202L48 205L45 204L43 206V204L46 203ZM50 200H52V198ZM58 200H59V198H58ZM14 201L15 200L12 201V199H9V201L6 200V202H5L6 205L5 206H7V203L9 205H11L13 203L11 206H8L10 209L13 208ZM60 201L62 202V199ZM67 201H69V200H67ZM90 201H88V202H90ZM4 202H3V204H4ZM40 202L43 203V204L41 205ZM80 202H79V205H81ZM144 203L146 205H148V206H145ZM53 204H54V200H53ZM76 204H78V203H76ZM108 204H109V208L112 207L113 210H109ZM123 204H122V206H123ZM208 204H210V203L208 202ZM39 205L42 206L43 210H42V208H41V210L39 209L40 208ZM5 206H3V211L2 210L0 211V217H1V214L4 213V210L7 211V209H9L7 207L4 208ZM54 206L55 207L53 209L56 208V205L55 204H54ZM209 206H208V208H210ZM120 207L122 209H124V211H122V209ZM31 208H30V206H29V209H28V207L25 208V209H28L25 212H28V214H30L31 212L29 213V210ZM0 209H2L1 206H0ZM20 209H21V207H20ZM20 209H19V211H20ZM22 209L25 210L24 208H22ZM57 209H55V210H57ZM116 209H118L120 211L118 212V210H116ZM189 211H191V210H189ZM235 211H236V213L234 214ZM20 212H22V210ZM200 212H202L203 214L201 213L202 215H200ZM38 213H34V214H31V215L33 216V218L34 217L36 218V215H37V220L39 219L40 222L41 221H46V223H48V224H51L52 223V221H51V223H49L50 222L49 220H51L52 218H51L50 215H49L50 216V218H49L48 212L45 215L46 217L43 215V212H40L43 216L42 215L41 216L38 215ZM49 213H50V211H49ZM216 213H217V215H216ZM26 214L20 215V216H24L25 217L24 218V221H26L25 220L26 218L29 219V220L27 219L29 221V223H30L29 227L32 226V223H36V224H34L35 225V228L36 227H39V229H41L43 227L45 228V226H42L44 224H41L38 221L34 222V220H31V217L32 216L30 215V217H28L27 216L28 214L27 215ZM254 214H255V216H253ZM7 215H8V213H6V216H2L1 217V219H2L1 221H4L3 220L4 217L8 218ZM206 215H209V213H207ZM229 215H232L231 219H229L230 218ZM188 216H189V214H188ZM215 216H218V219L217 218L215 219L214 218ZM219 216H220V218H219ZM221 216H223V217L221 218ZM258 216H259V212H258ZM41 217H44L45 220H41V219H43ZM201 217L202 218L204 217L205 219L204 220H201ZM234 217H237L238 220H236V221H239L238 223L244 224L243 226L241 225L242 228L240 227V229H238L239 228L238 227L239 225L235 223L236 221L235 222L233 221V220H235ZM22 218L23 217H20L19 219L23 220ZM46 218H47V220H46ZM198 219H200V220H198ZM228 220H230L229 222H231V221L234 222L235 226L233 228L230 227V226H232V223L233 222L231 224H227L228 226L230 225L229 228H227L228 226H225L226 223H229V222H227ZM244 221H245V223H244ZM190 222H192V223H190ZM255 222H257V221H255ZM38 223L41 224V227H40V225H37ZM250 223H247V224H250ZM27 224H24V225H27ZM48 224H45V225H48ZM2 225H4V223L1 224L0 234L2 233L1 232L2 231ZM34 225H33V227H34ZM51 225H54V222ZM236 225H237V229L238 230H235L236 229ZM223 227H225V228H223ZM251 227L253 228L254 226L252 225ZM251 227H248V229L251 228ZM3 229H4V227H3ZM47 229L49 230V233H50V228L47 227ZM47 229L46 228H45V230L44 229H41V231L43 230L44 232H46L44 234L45 236L47 235V232H48ZM210 230L212 231V233L210 232ZM222 230H223V232H222ZM225 230L232 231V233L228 232L229 233V235H228L226 233L227 231H225ZM250 230H253V229H249V231ZM41 231L39 230L40 233H41ZM33 232H34V229L32 230V233ZM44 232H42V233H44ZM196 232H197L198 236H197ZM218 232H220L219 233L220 236H221V233H224L225 232L224 233L225 236L222 234L224 237H219V235H218V237H219L218 239H222L224 241L221 240V242H220L217 239L213 240L215 237H217L216 234H218ZM42 233L38 235V234H35V232H34V235L33 234L32 235L33 236H35V235L41 236ZM4 235H5V233H4ZM187 235H188V237H187ZM194 235L197 236L198 238L195 239V236ZM211 235H212V238L213 239H211V237H210ZM213 235H215V236H213ZM251 235L249 234L248 236H251ZM190 236L193 238L192 240H191V238H189ZM35 237H37V236H35ZM262 237L264 238V235ZM262 237H261V241L264 240V239H262ZM39 238H41V237H39ZM27 239H24L23 243H25V241ZM47 239H49V238H47ZM141 239H143V240H141ZM178 239H180V240H178ZM185 239L186 240H189V241H193V242H189L190 243L189 244L188 241H186ZM209 239L212 242H210ZM232 239H234V238H232ZM40 240H42V239H40ZM40 240H38V241H40ZM196 240H198V241L196 242ZM29 241H30V239L27 240V242H29ZM35 241H37V239ZM206 241H208V242L205 243ZM214 241H215V243H218V242L219 243H222V245L217 244V247H215L216 244L214 245ZM228 241H230V242L232 241L233 242V240H228ZM62 242H63V240H61L60 244ZM144 242H145V244H144ZM195 242H196V244H195ZM198 242H201V243H198ZM209 242H210V245L212 244L214 246H207V245H209ZM23 243L21 245H24ZM33 243L35 244L36 242H32V244ZM46 243L48 244L46 246L47 248L45 247V244ZM140 243L143 244V245H140ZM197 244H199V245H197ZM232 244H231V246H233V248L235 250L237 246L235 247ZM40 245H43V244H40ZM144 245H145V247H144ZM223 245H225V246L222 247ZM18 246H19V244H18ZM26 246L27 245H25V248H26ZM192 246H194L195 248H193ZM218 246H220L222 248H220V247L218 248ZM23 247L24 246H22V248ZM27 247L31 248L32 245L27 246ZM185 247H187V248H185ZM208 247H209V249H208ZM25 248H24V251H25ZM76 248L78 249L77 250V253L75 252V249ZM223 248H225L226 251H222V250H224ZM57 249H59L61 251H59ZM26 250L28 251L29 249L26 248ZM27 251H25V252H27ZM198 251H200V252H198ZM234 252H237V249ZM31 253H34L33 252V249L31 251L29 250L27 252V257H25V259L28 260L29 259L28 256L30 255V257H31ZM52 253H50V256H51ZM70 253H72V254H70ZM194 253H196V256H195ZM230 253H231V255H230ZM263 253L264 252H262L260 254H263ZM73 254H74V256H73ZM70 255L73 256V259L71 258L72 256H70ZM34 256L35 255H33L32 257H34ZM59 256H60V261L62 260L63 262H60L59 261ZM62 256H63V259L64 258H66V259L63 260L61 258ZM52 257H54V255ZM82 257L84 258V260H83ZM37 258H39V257H37ZM37 258H35V259H37ZM68 258H69V261H71V262L66 261V260H68ZM261 258H262L261 260L264 261L263 257H261ZM42 259L39 258L38 261L39 260H42ZM78 259L76 258L75 261H78ZM45 261H44V263L45 264H48ZM36 262H37V260H36ZM44 263L42 262V264H44ZM82 263H79V264H82ZM259 263H260V261H259ZM249 264H251V263H249ZM262 264H263V262H262Z\"/></svg>",
    "mask_w": 264,
    "mask_h": 264
},
{
    "label": "bare ground",
    "instance_id": "obj_2",
    "mask_svg": "<svg viewBox=\"0 0 264 264\" xmlns=\"http://www.w3.org/2000/svg\"><path fill=\"white\" fill-rule=\"evenodd\" d=\"M17 1V2H16ZM23 1H25V0H9V4H10V6H9V4H8V1H6V3L8 4V6L6 5V7H7V10L9 9L10 10V12H11V8H13L14 9V6H17V5H19V8L20 9H24V6H27V7H31V9L30 8H28V9H30L31 11H33V12H31L30 10V12L33 14L34 12H36V14H37V16L39 17V18H41L42 19V23H41V21H39L40 22V24L42 25V27H38V23H37V21H35L34 23H33V26H31L32 25V23H29V25L30 26H28L29 28H31V30L30 29H28V28H26V29H28L27 30V32L28 33H30V31L32 32V30L34 31V30H36L34 33H36V32H39L38 34V36H40V37H42L44 34H45V32H46V35H48V34H50V35H48V36H45L44 35V39L43 38H40V37H33L32 38V40H30L29 41V39H30V37H27V38H24V37H22V38H24V41L21 39V41H23V42H21V41H19L20 39H18V38H15V40L16 41H18V42H21V44L23 45V47H24V43H25V41H28V42H30V44H28V42H27V45H32V48H28L30 51H31V49H35V47L37 46V45H34V44H32L33 42L32 41H35L36 40V38H37V42L39 41V43H41L42 41V43H41V47H43V46H46L47 47V50H45L46 48L44 47V48H42L43 49V51H42V53H41V51H38V48L39 49H41V47L39 46H37L36 48H37V50L36 51H34L33 52V54L30 52V54H32V55H30L29 53H28V51L27 52H25V50H24V52L25 53H27L28 55H26V57L28 58H26L25 59V57H24V62L25 63H22V65H21V63H20V65H18V66H20V69H21V71L19 72V69H17V68H19L18 66H16L17 68L16 69H14L13 67H11V66H8V67H6V68H4L3 67V69L2 68H0V69H2L3 71H4V69H8V70H10V74H9V78H12V80H10V81H13V82H11V84H13L14 86H17V85H19V83H18V81L15 79V80H13V78L15 77H13V75H12V73H15L13 70H17V72L18 73H21L23 70L22 69H26V72L25 71H23L22 72V74L23 75H19L17 72V74L15 73L14 75H16V77L15 78H18L19 76H20V78L23 76V78H25V76H26V73H28V71H27V66L26 65H29V67L30 68H28V69H30V71L32 72V73H35V72H37V70L39 71V76H38V80L40 81L41 79V83H46L47 85H49L48 83H50L51 81H50V79H51V76L50 75H54L56 72H55V70H56V61L55 60H57V59H60L59 58V55H60V57H61V50L62 49H67V50H69V51H71L70 49H72V53H71V56H73L75 53L73 52V49L75 50V48H73V47H75V45H77L76 46V49H78V47H81L80 45L78 46V43L79 44H81L82 43V41H80L79 40V36L77 37V36H75V34H79L78 33V29L81 27V26H83V25H91V23H92V26L91 27H89V26H87L88 28H87V30L86 29H84L83 27H85V26H83L82 28L84 29L83 30V32H81V33H83V34H81V35H85V37L88 35L89 36V40L91 41H88L87 39H88V37H87V39H83L82 37H80V39L82 40L83 39V43H84V41L86 42V40H87V43H85V45H88V42H89V44H90V49H84V47H85V45H84V47L82 46V49L81 48H79V49H81V50H79L78 49V51L80 52H78L77 50H75V51H77L79 54L78 55H80V57H81V55H82V59H83V61L81 62L82 64V67H84V65L85 64H87L86 65V68L88 69V65H90L89 64V62H91V64L94 66V69H88V71H91L92 73L94 72V71H96V72H94V73H98L99 74V76L97 77V79L100 77V80L102 79V83L103 84H105L104 86H105V88L107 89V87L108 86H110L109 84H108V82H109V80H110V76H112V80H110V82H112L113 83V81H117V83H118V85L116 84V86H118L119 87V84H120V87L121 88H116V90L113 92V99H117L118 101H116L117 103L120 101V100H123L124 98H128L129 97V94L130 93H128L127 94V96H126V93H127V91L129 92H131V91H138L137 92V94L140 92L141 94H142V96L141 97H148V96H151L155 101H158V99H159V101L161 100V102L163 103V104H161V105H159L160 107H158V109L157 108H155V109H157V110H155V113H153V111L152 110H150V112H149V109H146V107H145V109H144V106L143 107H140V109L141 108H143V110L145 111V110H148V112H143V110H142V112H140L141 110L139 109V111H138V113H142L143 114V117L145 118H143V120H146L147 121V123L145 124L143 121L141 122V123H144L145 124V127L147 128V130H148V133H142V134H140L141 135V137L142 138H138V142H137V140L135 141L136 143H133V144H135V146L132 144V141H133V139H134V133L132 134V136L128 133V129L129 128H131L126 122V126H127V128H125L124 130H126L127 129V132L126 131H123L124 132V134H126L127 135V137H130L131 136V138H128V140L127 139H124L125 140V142H131V143H128V145H126V144H124V146L126 145V148H127V150H128V147H129V144H130V149L131 150H134V148H135V150L133 151L134 153H137L136 151H137V149L140 151V149H139V145L140 144H142V148H141V146H140V148H141V151L143 152L142 154H141V152H140V154L141 155H138L139 154V151H138V153L137 154H135V155H137V156H135L138 160H140L139 162L140 163H138V160H137V162H136V160H134V158L132 159V157H131V154L132 153H130V152H128L127 153V151H126V154H123V153H125V151L124 152H121V155L123 154L124 155V158H127L126 160H123L122 161V159L121 160H119L118 158V156H114V154L115 153H113V151H112V149H113V147H112V149L109 147V146H112V145H109V146H107L106 144H103V141L105 140L104 138V140L102 141V139H101V141H102V143H97V140H96V143H95V145H94V141L92 140V136H87V134L89 133L88 132V130L87 131H85V129L84 130H81V134H83V132H84V134H85V132H87L86 134H85V136H83V135H81L80 133V135L78 134V136H76V137H79V136H83L82 138H81V142L79 141V142H77L76 143V141H77V139L76 138H74L75 136H73V134H72V136H69L68 134H66V135H68L69 137H67V136H64L65 134H61V136L58 134V136H56L57 135V133L58 132H56L57 130H55V128H54V126L52 127V128H54V130H50L49 128H51V127H48V126H52V124L53 125H55V122H53L54 120H53V117L52 118H50L49 120H47V119H45V120H43L44 122L45 121H47L46 122V124H44V123H42L41 122V119L40 120H33L32 121V123H31V126H29L27 129H22V136L23 137H17V141H16V143H18L21 147H22V149H21V151L18 153V154H20L21 156H19L18 154H16V155H13L12 157H9V156H4L3 158H5V161L7 162V166L9 167H11L12 165L13 166H16V165H14V164H16V162H18L19 161V158H20V160L21 161H23L22 159H21V157L24 159V157H26V160H27V158H28V155H29V152L30 151H32V149L28 152V150H27V153H26V155H24L25 154V150L26 149H28V148H31V146H33V144H35V143H37L38 142V144H36L35 146H37L38 145V147L40 148V146L42 145L43 146V148H44V146H47V147H49L48 145H46V143L47 142H50L51 143V140H52V143H54L53 141H56L57 143H56V147H57V144H58V147H61L60 149H62L63 148V153L64 154H62V157L63 156H65L64 158H61V159H63V161L61 160V161H59V159L57 160L58 162H57V170H56V172H55V170H54V176L55 177H53V178H55L56 179V174H57V181H55L54 179H53V181H55V182H53L52 183V185L54 184V183H56L55 185L57 186V190H56V187H55V189L54 188H51L50 186V181H48L47 180V184L48 185H46V186H44V187H47V189H48V191H47V193L49 192V191H53V189L55 190V191H51L50 192V194L48 193V195L46 194V192H45V200H47V198H48V200H47V202L49 203V201H50V203H49V206L50 207H55L54 206V204L56 205V208L55 209H57V210H55V209H51L52 210V212H57V211H59L60 210V208L62 207H64L65 209L66 208H68V209H66L67 211L69 210L70 212H68V213H70V214H73V212L75 213L76 211L78 212V208L80 209L81 208V206L82 207H84V202H85V200L81 203L80 201H81V198H80V196L82 195V193H81V195H80V192L79 191H81L82 189H80L79 188V186H81V188H84L85 186H82L81 185V182L84 184V185H86L85 183H87V181L85 180V181H79L78 179H76V178H74V176H75V173H77V167H79L78 166V164L80 165V163H78L80 160V162H82V159H83V162L85 161L86 163H87V160L89 161V163L90 164H83V162H82V167L80 166L79 168H82V170L84 171V173L83 174H86V179L88 180V181H90V178H89V176H87V173H86V170L87 171H89L88 173H90L91 172V169H90V167L92 168V170L94 169L93 167L94 166H96V165H94L93 166V163L94 164H96L95 163V161H96V159H97V161H98V159H99V156L100 155H102V153H103V155H105L106 156V154L104 153V152H107L108 154H110V158H106V159H111L112 161H113V172H114V170L117 168L116 166H115V164L117 165V164H119V166H120V164H122L121 166L122 167H118L119 169H116L117 171L118 170H126V172H129L130 173V171H131V173H130V176L128 175L129 173H127V174H125L126 172H124V171H121V172H123V175L125 174V175H128V178L129 177H131V178H126L125 180H124V183H125V181H126V183H125V186L126 185H128V186H126V188L125 189H127V188H130V189H128V190H130L131 191V189H132V191H133V193H134V195L136 194V196H137V193L139 192L138 191V189L140 190L141 188H143L144 187V185H145V187H147L148 185H147V183H148V181H149V179L150 178H152V176L150 175V174H152L153 175V173H151V172H149L150 171V166H153L154 164V162H152V155H156V159L155 160H157V161H160V160H163V158L162 159H159V157L157 158V155L158 156H160L159 155V152H160V150H161V148H162V146H161V144H160V142L161 141H159V139L160 138H158V133L159 132H161L162 130V132L160 133V135H164L165 133H163L164 132V127L166 126L165 125V123H170L171 121H176V118H177V115L179 114L180 115V112H181V114L182 113H184V112H186V109L184 110V102H185V100L186 99H188V102L190 101V98L192 99V103H193V101H194V103L193 104H195L196 102H197V98H198V96H199V94L197 93L198 91L196 90L197 89V86H195V85H197V78H198V74H199V72H200V74H199V76L201 75V70L200 69H197V71L198 70H200L199 72H197V75H193V72L195 73V71H196V67H195V65H194V68H192V69H194V70H192L191 69V67H187V66H185V64L183 65V64H181V65H183V66H185L183 69H182V67L183 66H181V69L184 71L185 69V71H184V74L186 73V80L185 81H183L182 79L183 78H181V75H180V73L181 72H183V71H179V69H180V67H179V64L180 63H183V62H185L186 61V59L187 58H189V57H187V55L186 56H183V59L181 58V60H180V57L182 56V55H184L185 53L187 54L188 52H191V53H189L190 54V56H192L191 54H193L192 53V51H194V50H197V49H195V47L196 46H192V45H189L190 43H192V41H194V43H192V44H195L196 45V41L195 40H199V44L197 43V45L199 46V45H202L203 46V44L204 43H202L203 41L205 42V40H202V42H200L201 41V36H203V38L202 39H205L204 38V36H205V33H204V35L202 34V32H204V31H206L207 29H209L210 30V25H212L213 23H215L216 24V22L214 21V20H217V22H219L218 20L219 19H216V18H219V17H217L216 15L217 14H219V13H217L216 15H214L213 17H215L216 16V18H213L212 16H211V18H207L206 19V17H208L207 15H206V17H205V19L206 20H209L208 22H209V24H207L208 22H202L203 24L205 23L206 25H208V26H206V28L204 29H201L202 28V23H200V21H201V19L202 20H204V17L203 16H201V14L200 15H198L197 13L195 14V15H198L199 16V18H201V19H197V18H195L194 16H191L192 14H190L189 13V10H187L186 8H184V6H185V3H186V0L183 2L182 0V2L180 1L179 3L178 2H176V3H178V7H177V4H174L175 2H173L172 0V2L170 3V2H167V0H163L165 3H163L162 2V0H141V1H139V0H137L136 2H138L139 1V3H136V4H143L144 5V7L143 6H141L140 5V7H138V9L139 8H144L143 10H142V12L144 11V12H147V10H149L148 12H151L152 13V15H154V21L153 20H151V21H153V23H152V25L154 24V26H155V28H156V25H162V24H164V28H167L168 30L170 29L169 28V25L170 24H173L172 26H170L171 27V29H170V31H168V30H164V32L163 33H171V31H172V33H173V31H176V32H178V34L175 32V35H173V36H171V37H177V35H178V37L176 38V39H174V43L176 42L175 40H179V41H181V39L180 38H182L183 37V34H184V38L186 39V41H188L189 39L191 40V41H189L188 42V44H187V42L185 43V45L187 44V49L186 48H184V46H183V50L185 49V51L183 52L181 49V47H180V44H184V41H185V39H182L183 40V42L181 41L180 42V44L178 45L177 44V46H176V44H174V43H172V41L173 40H168L169 38H171V37H167V35H171V34H165L166 35V39L165 40H163L164 38H165V35H164V37L162 38V36H160V35H158V36H156V34H155V37H154V40L152 41V39L151 38H153V36L154 35H152L151 36V38L149 37V39H151V43L152 44H156V42H157V45H158V43H160L159 42V40L162 38V41H164V42H161L160 44H162V43H164L165 44V42L168 40V42L169 41H171V43L172 44H174L175 45V47H174V51H175V48L177 47V48H179L178 49V51L179 50H181L182 51V53L180 54L181 56L179 57V55H178V53H177V55H178V59L179 60H176V56L175 57H173V55L175 54V52H172V50L173 49H168V50H165V48H163V45H162V47L161 48H163V49H160V47H158V49L157 48H153L152 46H151V48H150V45H152L151 43H149L148 45H145V44H147L148 42H149V39H146L147 37H145L143 34H144V31L145 30H142L143 31V33L140 31L142 28L144 29V27L146 26V28H147V25L146 24H148V25H150L151 23H148L149 22V19L151 18H149L147 15H150V13L149 14H145V15H143V14H141L140 12L139 13H137L138 15H141V16H139L138 18L137 17H135V18H137L138 19V21H141L140 23H142V22H145V23H143V24H145L144 25V27H142V24L141 25H139V31H138V25L136 26L134 23H136L135 21H137V19L134 21V23L132 22V25H134V27L133 26H130L131 27V29L133 28V29H135V30H137V31H135L134 32V30L132 31L131 29H130V27H129V29H128V31L129 30H131L132 32H134V34H131L130 33V31L129 32H127L126 33V35L128 34L129 35V37H128V35L127 36H124V37H126V38H124L125 39V41H123V42H126L127 43V41H129L128 39H131L130 38V36L133 38V40L132 41H139V43L141 44V43H144V41H145V39L146 40H148L147 41V43L145 42V44H144V46H142V47H147L148 48V50L146 49L145 50V52L143 51L142 52V54H143V56H142V54H141V58H142V60L141 61H137V58H132L131 59V56H132V54H133V52H137V50L136 49H138V50H144L145 48H140L141 46L139 45V47H138V45L136 46V44L138 43V41L137 42H135L132 46H134L135 48H133L130 44H126V43H124V44H122V46H121V44L119 45L120 47H118V44L117 43H120V41H121V43H123L122 42V40H120L119 41V39H120V37H118L116 34H118L117 33V31H118V28H116L117 26H115V27H113L114 29L116 28L117 30H115L116 31V33L114 34V35H116V37H118V39H116V37L115 38H113L114 39V42H111V41H109L108 43L110 44V45H107V46H105V44H104V46H103V43H101V42H98V37L99 36H102V39H100V40H102V42H106V44H107V41L110 39V36H108V34H107V31H105V29L106 28H104V32L103 33H105V35L107 36V37H109V38H107L106 37V41H105V36L104 35H102L103 33H101V35L100 34H98V33H100V30L101 29H103V27H101V25H103V24H105V22L106 23H109L110 21V23H112V20L114 21H116V19L117 20H120L119 18V16H117V15H120L119 13L121 12V11H123V12H125L126 14H128L127 12H129L130 13V15H131V13H134V12H137V10H136V7H134L135 5H133L132 3L130 4V5H128V7H127V4H128V2L126 3V1H125V5H121V6H119L120 4H121V2H123L122 0H121V2H116V1H118V0H103L102 1V3L105 1L106 3H104L103 5H105V8L103 7H101V5L102 4H100V9H101V11H105V9L107 8L106 6H107V4L109 3V4H112L111 5V7L108 5V9H107V12L110 10V15H107V17L105 16L106 14H109V13H107L106 11V13H105V15L103 14H101L100 15V20L101 21H105L106 20V18L108 19H110L111 17L113 18H111L109 21L108 20H106L104 23H101L100 22V24L98 23V21L96 20V19H98L97 17H99V15H98V13L97 14H95V13H93V11H90L91 12V14H93V16H90L89 18V22L88 21H85V20H87V18H85L84 19V17L81 19V16H83V15H81L82 13H85V12H82V10L84 11V10H87L88 8H90V9H92V10H95V9H93V8H95V6H93V8H91L92 7V5H97V4H92V3H97V2H94V0H26L25 2H27V3H25V2H23ZM111 1V2H110ZM113 1V2H112ZM129 1V0H128ZM134 1V0H133ZM132 1V2H133ZM197 1V0H196ZM206 2L205 3H209L208 5L207 4H205V3H203V4H205L204 6H205V8L206 7H209V8H207V11H208V9H210V7H211V4L210 3H215V0H205ZM210 1V2H209ZM213 1V2H212ZM222 1V0H221ZM226 1V0H225ZM240 1V0H239ZM244 1V0H243ZM247 1V0H246ZM256 2V0H253V2ZM260 1V0H259ZM19 2V3H18ZM99 0H98V4H99ZM116 4H115V3ZM142 2V3H141ZM189 2V1H188ZM198 2H199V0H198ZM204 2V1H203ZM219 2V1H218ZM258 2V1H257ZM23 3V4H22ZM101 3V2H100ZM115 5H114V4ZM118 3H120L119 5H117ZM220 3V2H219ZM222 3H223V1H222ZM228 3V2H227ZM226 3V4H227ZM239 3V2H238ZM241 3V2H240ZM249 3H251V1L249 2ZM248 3V4H249ZM15 4V5H14ZM17 4V5H16ZM24 5V6H22V5ZM157 6H156V5ZM180 4L182 5V7H180ZM187 4V3H186ZM202 4V3H201ZM247 4V8L244 6V7H241L240 8V6H237V7H239V9H240V11H241V9H243V12H244V9H245V12L244 13H242V14H244V15H246L245 13H247L246 12V10L249 8V9H251L250 11H249V9L247 10V11H249V12H251L250 14H252L251 15V17L250 16H247V17H250L251 18V20H252V24H253V22H258L259 24L258 25H261L262 27H259L258 28V25H257V27L255 26V25H252V26H254V27H256L258 30H253L252 29V27L251 26H249V28H248V33L247 32H245V28H244V30L243 29H239V30H241V32L243 33V31H244V33H246V34H250V33H252V31H254L253 33H255L253 36H252V34H251V36L254 38V36H255V38L258 40V43H259V34L261 33L262 35L264 34V0H261V2H258V4L257 3H253L254 5H252V3L250 4V5H248ZM137 5V6H138ZM184 5V6H183ZM188 5V4H187ZM191 5V4H190ZM210 5V6H209ZM218 5V4H217ZM216 5V6H217ZM224 6H225V4H223ZM239 5V4H238ZM256 5V6H255ZM114 6L115 7H117L118 6V9L117 8H114ZM126 7V10H125V7ZM133 6L134 7V9H133V7L131 8V7ZM159 6V7H158ZM228 6V5H227ZM227 6H225V7H227ZM243 6V5H242ZM250 6V7H249ZM251 6L253 7V8H251ZM22 7V8H21ZM97 7V6H96ZM119 7H124V9L122 8H119ZM191 7V6H190ZM200 7V6H199ZM202 7H203V5H202ZM212 7H214V6H212ZM219 7H221V6H218V8ZM229 7V6H228ZM112 8H113V11H112ZM178 8V9H177ZM192 8V7H191ZM190 8V9H191ZM204 8V7H203ZM16 9L17 10H19L18 9V6L16 7ZM27 8L25 9V11L27 12V10H28ZM90 9H88L86 12L87 13H90L89 12V10ZM115 9V10H114ZM117 9V10H116ZM128 9H129V11H128ZM179 9L181 10V13H182V15H183V13H185V18L188 20H186L181 14H180V12H179ZM185 9V10H184ZM188 9H189V7H188ZM213 9V8H212ZM216 9V8H215ZM222 9H223V7H222ZM229 9H231V8H229ZM238 8H237V10H239ZM253 9V10H252ZM8 10V11H9ZM97 10V9H96ZM136 10V11H135ZM186 10H187V12H186ZM192 10V9H191ZM202 10H205V9H202ZM226 10H228V9H226ZM23 11V10H22ZM21 10H19V14H20V12H22ZM103 11V12H104ZM116 11L117 12H119V13H116ZM140 11V10H139ZM177 11H178V13H177ZM193 11V10H192ZM191 11V12H192ZM196 11V10H195ZM206 11V10H205ZM213 11V10H212ZM223 11H225V9L223 10ZM231 11L232 10H230V15H231ZM263 11V12H262ZM13 12V11H12ZM26 12H22L21 14L24 16V18L22 19L24 22H25V20L24 19H26L25 18V16L27 15V17H28V15L29 14H25ZM29 12V13H30ZM82 12V13H81ZM97 12H100L99 11V7H98V11ZM143 12V13H144ZM219 12V11H218ZM221 12V11H220ZM225 12H227V11H225ZM229 12V11H228ZM242 12V11H241ZM28 13V12H27ZM30 13V14H31ZM56 13H58V18L56 17ZM111 13H113L112 15H111ZM114 13H115V15H114ZM187 13V14H186ZM211 13V12H210ZM214 13H216V12H214ZM222 13L223 12H221L220 13V15L222 16ZM31 14V15H32ZM35 14V13H34ZM33 14V15H34ZM59 14H62V15H64V17L63 18H61V16H59ZM90 14V15H91ZM137 14H135V15H137ZM176 14H178V15H176ZM189 14V16H187ZM203 15H205L204 14V11H203V13H202ZM235 15L236 13H234V12H232V15ZM249 13H247V15H250ZM21 15V16H22ZM30 15V16H31ZM55 15V16H54ZM98 15V16H97ZM134 15V16H135ZM239 16L241 15V14H238ZM36 16V15H35ZM85 17L87 16L88 17V15H84ZM95 16V17H94ZM106 17L105 18V20H102V18L103 17ZM109 16V17H108ZM115 16H117V17H115ZM123 16V15H122ZM132 16H133V14H132ZM133 16V17H134ZM143 16V17H142ZM183 17V19H184V22H182V21H180L179 19H181V18H177V17ZM187 16V17H186ZM190 16H191V18L192 17H194L193 18V20H191V18H190ZM197 16V17H198ZM243 16V15H242ZM241 16V17H242ZM125 17V16H124ZM141 17V18H140ZM144 17H146V19L147 18H149L148 19V21H144L143 19H144ZM155 17L156 18H158L159 20H158V22L160 21V23H157V21H155ZM246 16H244V18H245ZM39 18H38V20H39ZM53 18H55V19H57V20H61V23H62V21H64L63 22V26H61L60 24H58L59 22H57L56 20V22L55 21H53L54 19ZM94 20V22H93V20ZM153 18V17H152ZM225 18V17H224ZM240 18V17H239ZM263 18V19H262ZM28 19L30 20V18L28 17ZM33 19V18H32ZM64 19V20H63ZM82 20V22L81 21H79V23L77 22L78 20ZM104 19V18H103ZM122 19H124L123 17H122ZM211 19V20H210ZM222 19V18H221ZM242 19V18H241ZM247 20L249 19V18H246ZM130 20H132V18L131 19H129V21ZM143 20V21H142ZM157 20V19H156ZM182 20V19H181ZM224 20V19H223ZM247 20H246V23H247ZM19 21V20H18ZM52 21H53V25L54 26H56V27H54L53 29H59V27H62L63 29H66L65 30V32H63V35H64V33H65V35H67V32L69 31V30H71V28H73L72 29V33L71 34H68L67 36H66V39L65 40H61L62 38L60 37V36H63V35H61V33H60V35H59V31L58 30H56L55 31V33H54V30H53V32L51 31V30H49V28H51V27H53V26H51V24H52ZM108 21V22H107ZM123 21V20H122ZM127 21V20H126ZM150 21V22H151ZM190 21V22H189ZM199 21V22H198ZM214 21V22H213ZM239 21H240V19H239ZM249 22H251L250 21V19L248 20ZM23 22V23H24ZM29 22V21H28ZM81 22V23H80ZM118 23L120 22L121 23V20L120 21H117ZM147 22V23H146ZM162 22V23H161ZM168 24L167 26L165 25L166 23ZM196 22V24H194ZM212 24H211V23ZM222 22V21H221ZM248 22V23H249ZM18 23H21V22H18ZM26 23H27V21H26ZM79 24V26L78 25H76L75 26V24ZM87 23V24H86ZM110 23H109V25H110ZM118 23H116V24H118ZM119 23V24H120ZM170 23V24H169ZM182 23V24H181ZM184 23V24H183ZM198 23V24H197ZM245 22H243V23H240L239 22V24L240 25H245L244 24ZM247 23V24H248ZM254 23V24H255ZM28 24V23H27ZM35 24H37V28H40V31L41 30H43L44 29V27H49L48 28V30H46L45 29V31H43L44 32V34H42L43 32L41 31H37V28L35 27V29H34V26H35ZM57 24H58V26H57ZM74 24V25H73ZM130 24H131V22H130ZM138 24V23H137ZM156 24V25H155ZM188 24V25H187ZM194 24V25H193ZM200 24V25H199ZM257 24V23H256ZM22 23L19 25V27H21V29H22ZM44 25V26H43ZM60 25V26H59ZM75 26V27H73V26ZM81 25V26H80ZM93 25L94 26H96V27H94L96 30H94L95 32H93V30H91L92 29V27H93ZM108 25V24H107ZM185 25V26H184ZM217 25V24H216ZM240 25H239V27L238 28H243V26H241L240 27ZM248 25H250V24H248ZM24 26L26 27V24H24ZM72 26V27H71ZM111 26V25H110ZM141 26V27H140ZM182 26H183V28H182ZM193 26H197V27H193ZM199 26V27H198ZM247 26V25H246ZM16 27V26H15ZM18 26L16 27V29H15V32H17L18 30V32H21V29L19 28ZM77 27H79L78 29H77ZM151 27V26H150ZM161 27V26H160ZM191 28V29H188V32L187 33H185L186 31H187V28ZM194 29H193V28ZM203 27H205V26H203ZM208 27V28H207ZM212 27V26H211ZM215 26L213 25V28H214ZM248 27V26H247ZM253 27V28H254ZM18 28V29H17ZM43 28V29H42ZM62 28H60L61 30H62ZM77 29V30H75V29ZM82 28H81V30H82ZM90 28V33H88L87 34V32H89V29ZM93 28V29H94ZM137 28V29H136ZM152 28V27H151ZM163 27H162V29H164ZM176 28H178V30L179 31H181V33L182 34H180L179 33V31H177V29ZM184 28L186 29V30H184ZM196 28V29H195ZM200 29L201 31H199V32H197L198 34L199 33H201V35H198V34H196V35H193V32L194 33H196L194 30H197V29ZM260 28H262L263 30V32H261V30H260ZM52 29V28H51ZM59 29V30H60ZM112 29V28H111ZM157 29V28H156ZM175 29V30H174ZM25 32H26V30L25 29H23ZM22 30V31H23ZM39 30V29H38ZM147 30V29H146ZM182 30H183V32H182ZM192 30V31H191ZM203 30V31H202ZM208 30V32H210ZM52 32V34H51V32ZM79 31H80V29H79ZM86 31V33L84 34V32ZM92 31V32H91ZM111 31V30H110ZM166 31H168V32H166ZM247 31V30H246ZM258 31H259V34H258ZM57 32V33H56ZM60 32H62V31H60ZM75 32V33H74ZM137 32V33H136ZM153 32V31H152ZM160 32H161V30H160ZM192 32V33H191ZM48 33V34H47ZM70 33V32H69ZM109 33V32H108ZM130 33V34H129ZM136 33V34H135ZM155 33V32H154ZM153 33V34H154ZM16 34V33H15ZM15 34H13L14 35V37H15ZM18 34V33H17ZM22 34H23V32H22ZM110 34V33H109ZM146 34V33H145ZM152 34V33H151ZM179 34L181 35L180 37H179ZM185 34H187V36H189L188 38H186L187 36L185 35ZM191 34V35H190ZM20 34H18V36H19ZM26 35H27V33H26ZM29 35V34H28ZM53 36V37H51V38H49L50 40L48 41V37L49 36ZM59 36L60 38H56L55 36ZM74 35V36H73ZM90 35H92V36H90ZM99 35V36H98ZM113 35V36H114ZM163 35V34H162ZM261 35V36H262ZM17 36V37H18ZM21 36H23V35H21ZM71 36H73V39H72V37ZM104 36V37H103ZM208 36V35H207ZM258 38H257V37ZM264 36V35H263ZM262 36V37H263ZM8 37V36H7ZM46 37H47V39H46ZM58 40L57 41V44L58 45H60V44H62L63 46L65 45V47L63 48V47H60L61 48V50L60 49H58V52L60 51V53H59V55H57L58 54V52H57V50L54 48V47H57L58 45L57 44H55L56 42H54V40H56L55 38ZM71 37V38H70ZM75 37V38H74ZM112 37V36H111ZM159 38V40H157L158 38ZM192 37V38H191ZM196 37H199V38H196ZM10 38H11V35H10ZM21 38V37H20ZM29 38V39H28ZM70 38V39H69ZM76 38H78V39H76ZM100 38V37H99ZM128 38V39H127ZM27 39V40H26ZM35 39V40H34ZM69 39V40H68ZM108 39V40H107ZM126 39H127V41H126ZM135 39V40H134ZM172 39V38H171ZM264 39V38H263ZM66 40H68V41H66ZM73 40V43H71V41ZM75 40H76V42H75ZM104 40V41H103ZM112 40V39H111ZM116 40V41H115ZM177 40V41H178ZM69 41H70V43L72 44H70L69 43ZM113 41V40H112ZM119 41V42H118ZM156 41V42H155ZM154 42V43H153ZM34 43H36V42H34ZM60 43V44H59ZM101 43V45L103 46V48L101 47V45L99 46V48H98V46L97 45H99V44ZM138 43V44H139ZM179 43V42H178ZM206 43V42H205ZM257 43V42H256ZM255 43V44H256ZM20 44V45H21ZM26 44V43H25ZM43 44V45H42ZM112 44H116L117 45V47L116 46H114V45H112ZM126 44V45H125ZM169 46H170V43H167ZM1 45V44H0ZM55 45V46H54ZM57 45V46H56ZM68 45H71V47H70V49H68L69 47H68ZM142 45V44H141ZM189 45V46H188ZM207 45V44H206ZM233 45V44H232ZM67 46V47H66ZM73 46V47H72ZM123 46H125L124 48H123ZM129 46H131V48L129 47ZM149 46V47H148ZM155 46V45H154ZM159 46H161V45H159ZM173 45H171V47H172ZM190 46H192V47H194V48H191ZM122 47V48H121ZM136 47H138V48H136ZM156 47V46H155ZM164 47H166V45L164 46ZM191 48L190 49V51L188 50L189 48ZM87 48V47H86ZM100 48H102V49H105V51H101L100 52ZM150 48V49H149ZM168 47H166V49H167ZM170 48V47H169ZM176 48V49H177ZM181 48V49H180ZM101 49V50H102ZM44 50H45V53H44ZM56 50V52H57V54H56V58L55 57H53V52ZM63 50V52H65V53H67L66 52V50L64 51ZM134 50V51H133ZM171 50V51H170ZM49 53L48 55H52V58H54V59H50L49 58V56H47L46 54H47V52ZM83 51H86V52H84V54H82L83 53ZM132 51V52H131ZM23 52V51H22ZM62 52V53H63ZM92 52V54H91V56H90V53ZM102 52H103V54H102ZM135 52V53H136ZM172 52V54H170V53ZM177 52V51H176ZM132 53V54H131ZM137 53H139L138 55H139V57H140V53L141 52H137ZM196 53V52H195ZM194 53V54H195ZM231 53H233V51L231 52ZM230 53V54H231ZM235 53V52H234ZM23 54V53H22ZM42 54H44L45 56H47L48 57V59H47V57H46V62L45 63H43V64H41L42 63V61L44 62V57L42 56ZM64 54V53H63ZM77 54V53H76ZM29 55H30V59H31V56H33L32 57V59L30 60L29 59ZM176 55V54H175ZM21 56V55H20ZM23 56H25V55H23ZM22 56V57H23ZM84 56V57H83ZM85 56H88V58H85ZM189 56V55H188ZM221 56H223V55H221ZM91 58V61H87V62H85V59L87 60H90V58ZM184 58H185V60H184ZM230 58V57H229ZM18 59H20L21 60V58H18ZM42 59V61H40ZM44 59V60H43ZM62 59V58H61ZM77 59V58H76ZM133 59H136L135 61H136V63H138V64H135V62H134V60ZM139 59V58H138ZM191 59V58H190ZM17 60V59H16ZM81 60V59H80ZM133 60V61H132ZM182 60H184L183 62H182ZM188 60V59H187ZM216 60V59H215ZM226 60V59H225ZM28 61H29V64H28ZM58 61V60H57ZM71 61V60H70ZM75 61H78V59L77 60H75ZM75 61H74V64H75ZM180 61V62H179ZM220 61V60H219ZM17 62H19V61H17ZM187 62V61H186ZM221 62V61H220ZM224 62V61H223ZM225 62H227V61H225ZM13 63V62H12ZM78 64H80V62L78 61L77 62ZM83 63H85L84 65H83ZM188 63V65L190 66V64H189V61L187 62ZM187 63H186V65H187ZM216 63V62H215ZM72 64V63H71ZM223 64V63H222ZM25 65V68L23 67ZM31 65H33V66H31ZM58 65H59V63H58ZM57 65V66H58ZM92 65H90L91 66V68H92ZM21 66H22V68H21ZM74 66V65H73ZM32 67V68H31ZM43 67H45V70H43L44 68ZM77 67H79V66H77ZM126 68V71H125V74H124V76L122 77L121 75H120V71L122 70V72L124 73V69H122V68ZM179 67V68H178ZM192 67H193V65H192ZM10 68V69H9ZM13 68V69H12ZM54 68H55V70H54ZM90 68V67H89ZM112 68H114V69H119V70H117V73H115V75L113 74V72H114V69L112 70ZM58 69V68H57ZM80 69V68H79ZM87 69H86V71H87ZM121 69V70H120ZM180 69V70H181ZM226 69V68H225ZM34 70H36V71H34ZM47 70H48V72H47ZM85 69H82L81 68V70H79V71H84ZM92 70H94V71H92ZM219 70V69H218ZM1 71V70H0ZM51 71V72H50ZM58 71V70H57ZM113 71V72H112ZM220 71V70H219ZM2 72V71H1ZM50 72V73H49ZM85 72V71H84ZM118 72H120L119 74H118ZM223 72V71H222ZM38 73V72H37ZM36 73V74H37ZM58 73V72H57ZM56 73V74H57ZM90 73V72H89ZM92 73H90V74H92ZM221 73V72H220ZM225 73V72H224ZM223 73V75H225ZM226 73H227V71H226ZM236 73V72H235ZM234 72H233V74H235ZM245 73V72H244ZM31 74V73H30ZM29 73H28V75H30ZM82 74H85V73H82ZM222 74V73H221ZM25 75V76H24ZM34 75V74H33ZM59 76H60V73L58 74ZM94 76H95V74H93ZM123 75V74H122ZM205 75V74H204ZM6 76L8 77V75L6 74ZM11 76V77H10ZM32 76V75H31ZM36 76V75H35ZM59 76L57 77V78H59ZM93 76V77H94ZM120 76V77H119ZM196 78H195V77ZM7 77H6V79H7ZM28 76H26V78H27ZM114 77V78H113ZM202 77H204V76H201V79H202ZM5 78V77H4ZM23 78H21L20 80L22 81V79ZM26 78L25 79H23V80H25L26 81ZM53 78V77H52ZM55 78V77H54ZM53 78V79H54ZM115 78H119L118 80L117 79H115ZM219 78V77H218ZM95 79H96V77H95ZM96 79V80H97ZM107 79V80H106ZM19 80V79H18ZM20 80H19V82H20ZM45 80V81H44ZM48 80V81H47ZM99 80V79H98ZM106 80V81H105ZM14 81H15V84H14ZM55 81H56V79H55ZM119 81V82H118ZM235 81V80H234ZM17 82V83H16ZM48 82V83H47ZM53 82V81H52ZM52 82H51V84H52ZM60 82V81H59ZM101 82V81H100ZM100 82H98L99 84H100ZM106 82V83H105ZM183 82L185 83L186 82V84H185V87H184V85H183ZM245 82V81H244ZM10 83V82H9ZM21 83V82H20ZM22 83H23V81H22ZM54 83H56V82H54ZM101 83V84H102ZM192 83H196L194 86H195V89H194V91H193V89L191 90V87L193 88V84ZM221 83V82H220ZM243 83V82H242ZM17 84V85H16ZM60 83H58V80H57V85L55 86V88L53 89V93H54V95H55V93L57 94V89L58 88H60L59 90L61 91V87H58V85H59ZM102 84V85H103ZM106 84H108V86H106ZM114 84V83H113ZM7 85V84H6ZM53 85V84H52ZM221 85V84H220ZM14 86H13V88H14ZM51 86V85H50ZM60 86H62V84L60 85ZM112 86V85H111ZM199 86V85H198ZM225 86H226V84H225ZM238 86V85H237ZM52 87V86H51ZM51 87H49L50 89H52ZM57 87V88H56ZM114 87V86H113ZM113 87H110L109 89H114ZM184 87V88H183ZM236 87V86H235ZM19 88V87H18ZM48 88V89H49ZM225 88V87H224ZM56 89V90H55ZM120 89H121V91L122 92H120ZM262 89V88H261ZM10 90H12V88H10ZM14 90V92L16 91L17 92V89L15 88V89H13ZM104 90L105 89H103V92H104ZM119 90V91H118ZM191 90V91H190ZM256 90V89H255ZM49 91V90H48ZM106 91V90H105ZM109 91V90H108ZM111 91V90H110ZM109 91V92H110ZM239 91V90H238ZM258 91V90H257ZM18 92H19V89H18ZM59 92V91H58ZM120 92V93H119ZM124 92V93H123ZM191 92V93H190ZM197 94H196V93ZM244 92V91H243ZM106 93V92H105ZM118 94L119 93V95H117L116 96V94ZM133 92H131V94H132ZM188 93H190V95H191V97H189L188 95ZM210 93V92H209ZM260 93V92H259ZM264 93V92H263ZM110 94H112L111 92H110ZM114 94H115V96H114ZM133 94H135V93H133ZM132 94V95H133ZM255 94V93H254ZM50 95H51V92H50ZM53 95V98L55 97L56 99H58L57 97L59 96L60 97V93H59V95L57 94V96L55 95L54 96ZM104 95V94H103ZM252 95V94H251ZM260 95V94H259ZM124 96H126V97H124ZM115 97V98H114ZM140 97V98H141ZM189 97V98H188ZM251 97V96H250ZM264 97V96H263ZM160 98H163V99H165V100H162V99H160ZM252 98H253V96H252ZM240 99V98H239ZM129 100V99H128ZM201 100V99H200ZM199 100V101H200ZM241 100H243V99H241ZM240 100V101H241ZM259 100V99H258ZM264 100V99H263ZM54 101H56V100H54ZM124 101V100H123ZM164 101V102H163ZM198 101V102H199ZM256 101V100H255ZM197 102V105H196V107L198 106V103ZM58 104V103H57ZM56 104V105H57ZM186 104V103H185ZM138 105H141L140 103L138 104ZM199 106H200V104H199ZM250 106V105H249ZM57 107V106H56ZM55 108V105H54V107H53V109ZM199 110V109H198ZM197 112H199V111H197ZM136 113L137 112H135V117L137 116L136 115ZM149 113V115L152 113V115H150L149 116V118L147 119V114ZM250 113H252V112H250ZM58 114V113H57ZM142 114L141 115H139V116H137V117H141L142 116ZM187 114V113H186ZM197 114H201V113H197ZM252 115V114H251ZM146 116V117H145ZM182 116V115H181ZM184 116V115H183ZM56 117H57V115H56ZM196 117V116H195ZM247 117V116H246ZM251 117V116H250ZM14 118V117H13ZM142 118V117H141ZM141 118L139 119V121H141ZM138 119V118H137ZM135 120V119H134ZM178 120V119H177ZM195 120V119H194ZM198 120V119H197ZM200 120V119H199ZM9 121V120H8ZM49 121H51L52 123L50 124V122ZM138 121V120H137ZM139 121H138V123H139ZM179 121V120H178ZM196 121V120H195ZM242 121V120H241ZM49 122V123H48ZM135 122V121H134ZM119 123V122H118ZM117 123V124H118ZM124 123V122H123ZM124 123V124H125ZM173 124L174 123H176L177 124V121L176 122H172ZM195 123V122H194ZM237 123V122H236ZM239 123H241V122H239ZM238 123V124H239ZM8 124H10V123H8ZM49 124V125H48ZM171 124V123H170ZM44 125V126H43ZM122 125V124H121ZM114 126H116V125H114ZM113 126V127H114ZM131 126H133L132 124H131ZM164 126V127H163ZM170 125H168V126H166V128L167 127H169ZM173 126H175V127H173L172 128V126H170L172 129H174V130H169L170 132H174V133H172V134H175V136H177V137H174L173 138V135H172V140H170L169 142L168 141H165V144H166V142H168L167 143V145H169V146H175V149H177L176 147H179L178 148V150L177 151H175L174 149H169V148H171V147H168V149L170 150V152H171V150H172V154L174 155L175 153H176V155H171V153H170V155L171 156H173L174 158L176 157L177 158V154H180V153H178V152H180V151H190V150H188V149H190L191 148V146L192 147H194L193 145H191V144H189V143H191V141H190V139H191V137H190V139L188 138L187 139V137H189V136H187V137H185L186 139H182V138H184L183 136H181L180 137V135H181V133H180V135L179 134H176L175 133V131H178V133H179V127H176V125H173ZM178 126H180V124L178 125ZM117 127V126H116ZM115 127V128H116ZM125 127V126H124ZM123 127V128H124ZM39 128H41V130L39 129ZM44 128H46V130L44 129ZM114 128V129H115ZM175 128L177 129V130H175ZM1 129V128H0ZM38 129H39V131H38ZM42 129H43V131H42ZM112 130L113 131V134H115L114 133V131L115 130ZM120 129H122V127H120ZM132 129V128H131ZM6 130H9V127L7 128V129H5V131ZM11 130V129H10ZM9 130V131H10ZM48 130V133L47 134H49V139H50V141L49 140H47V141H45V140H43L44 138H46V136H45V134H46V132H44V131H47ZM118 130V128L116 129V131ZM3 132V129H2V131L0 130V155H1V157L3 156V149H4V147H6V146H8L9 144H10V142H8L7 141V138H8V136H7V134H8V132ZM40 131H42L43 132V134H44V138L42 139V141H40L39 140V136H40V134H41V136H43L42 135V133L40 132ZM52 131V132H51ZM83 131V132H82ZM112 131H111V133H112ZM121 130H119V132H120ZM130 132H133L134 131V129H133V131L132 130H129ZM169 131H167V132H169ZM36 132H39L38 133V135H37V133ZM80 132V131H79ZM108 132V131H107ZM123 132H121L120 134L122 135V138H118L117 140H115V141H117V143L119 142L118 140H120V141H122L121 139H123V138H125V136H124V134H122ZM166 132V131H165ZM56 133V134H55ZM108 133H110V132H108ZM118 133V132H117ZM195 134H196V132H194ZM91 134V133H90ZM119 134V136H121ZM128 134H129V136H128ZM170 134V138H171V133H169ZM188 134H190V133H188ZM187 134V135H188ZM250 134H252L253 136H256V135H258L257 137H258V139H255V138H257V137H251L252 138V140L251 141H253V139L256 141V140H260L259 139V133L258 134H255L254 132L252 133H250ZM255 134V135H254ZM260 134H262V133H260ZM89 135V134H88ZM105 135H106V132H105ZM108 135V134H107ZM116 135V134H115ZM179 135V136H178ZM263 135V134H262ZM262 135H261V139H263L262 138ZM12 137H13V134L11 135ZM124 136V137H123ZM136 136V135H135ZM249 136H251V135H249ZM264 136V135H263ZM60 139H58V138ZM62 137H65V139H63ZM71 137V138H70ZM105 137H107V136H105ZM165 137H168L167 136V134H166V136ZM164 137V138H165ZM168 137V138H169ZM42 138V137H41ZM72 138H74V139H72ZM79 138V139H80ZM86 138H91V140L93 141H91V142H89V141H87V139ZM108 140H109V138L111 139L112 138V136H110L109 137V135H108ZM117 138V137H116ZM136 138V137H135ZM163 138V137H162ZM161 138V139H162ZM197 138H198V136H197ZM63 139V140H62ZM78 139V140H79ZM131 139V140H130ZM192 139H193V137H192ZM195 139H196V137H195ZM65 140V141H64ZM113 140V141H114ZM123 140V141H124ZM127 140V141H126ZM135 140V139H134ZM167 140V139H166ZM140 141V142H139ZM262 141V140H261ZM39 142H41L42 144H40ZM43 142H45L44 144H43ZM59 142V143H58ZM99 142V141H98ZM107 142V140L105 141V143ZM192 142H194V141H192ZM199 142H202V141H199ZM220 142H221V140H220ZM226 142V141H225ZM75 143H76V145H75ZM81 145H79V144ZM110 143V142H109ZM109 143H107V144H109ZM113 143H115V142H113ZM117 143L115 144V146L117 145ZM120 143V142H119ZM162 143V142H161ZM217 143V142H216ZM223 143V142H222ZM262 143V142H261ZM264 143V142H263ZM263 143H262V145H263ZM40 144V145H39ZM78 144V145H77ZM123 144V143H122ZM189 144V145H188ZM202 144V143H201ZM50 145H52V144H50ZM54 145V144H53ZM119 145V144H118ZM121 145V144H120ZM162 145H164V144H162ZM191 145V146H190ZM219 145V144H218ZM261 145V146H262ZM114 146V149H116V147H118V146H116L115 147ZM131 146H133L134 148L132 149V147ZM200 146V145H199ZM199 146H195V147H199ZM37 147V148H38ZM52 148L53 147H55V146H51ZM51 147H49V148H51ZM80 147V148H79ZM123 147V146H122ZM182 147V148H181ZM194 147V148H195ZM34 149H36L35 147H33ZM39 148H38V151H39ZM164 148H166V146L164 145ZM194 148H191V150L192 149H194ZM205 147H203V148H201L200 150H198L197 151V155H199L200 154V158L198 159V157H197V161L198 162H200L201 164H203L204 163V165L203 166H201V165H194V166H189L190 168H191V170H193L194 171V169H193V167L196 169L195 170V172H197L198 171V168L199 169H201V167H205V169L203 168L202 169V171L201 170H199L198 172H197V174L199 173V172H202V173H199L200 174V176H202V174L204 173V170H206L207 168V166L205 165V164H207V165H209L207 162L209 161L208 159H206V158H208V156H207V151L205 152L204 150L202 151L203 153H204V155H206V158L204 159V157H203V159H201V155L203 154L202 152H200L202 149H204ZM33 149V152L35 153V155H37V154H39L38 152L36 153L35 152V150ZM125 149V148H124ZM168 149H167V151H168ZM179 149H181V150H179ZM205 149H207V148H205ZM211 149V148H210ZM215 149H216V147H215ZM59 150V149H58ZM118 150V149H117ZM120 150V149H119ZM158 150H159V152H158ZM163 150H165L166 151V149H163ZM174 150V151H173ZM196 150V149H195ZM209 150V149H208ZM40 151H42V147H41V149H40ZM121 151V150H120ZM184 151V152H185ZM186 151V152H187ZM23 152H24V154H23ZM33 152H30V154L31 153H33ZM60 152H61V150H60ZM162 152H164V151H162ZM162 152H160L161 153V157H164V153L162 154ZM174 152V153H173ZM200 152V153H199ZM34 153L32 154V155H34ZM62 153V152H61ZM85 153V154H84ZM182 153V152H181ZM189 153H191V152H189ZM189 153H187V154H189ZM196 153V152H195ZM199 153V154H198ZM255 153V152H254ZM254 153H252L250 156L253 158V154ZM258 154H257V156H256V154L254 155V156H256V159H254L253 158V160L256 162V161H258V163H257V165H256V163L255 162H253V160H252V158L250 159V161L252 162L251 164H250V161H249V158L250 157H247L246 155H245V157L243 158V159H245L246 157H247V161H248V163L249 164H247V165H250V166H247V169H250L249 167H251V169L254 167L255 168V170H256V174H257V177H258V168H257V166L259 165V163H261V162H259V160L261 161V159L263 158L262 156H264V154L263 153H261L260 151L259 152H257ZM259 153H261V154H263V155H261V154H259ZM23 154V155H22ZM28 154V155H27ZM128 154H130V157H131V159H129L130 157L128 156V157H125V155L127 156ZM166 154H168V152H166ZM184 153H182V155H183ZM244 154V153H243ZM102 155V156H103ZM132 155H134V154H132ZM143 155V156H142ZM149 155H151V156H149ZM163 155V156H162ZM169 154H168V160H167V162H169L170 160V158H169V156H170ZM185 155V154H184ZM203 155V156H204ZM259 155V156H258ZM260 155H261V159H259V157H260ZM105 156H104V158L102 157V160L103 159H105ZM141 156H142V158H141ZM167 156V155H166ZM170 156V157H171ZM29 157H31V155H29ZM35 157V156H34ZM139 157V158H138ZM148 157H150V158H148ZM179 157V156H178ZM258 157V158H257ZM33 157H31V158H28V159H32ZM84 158H87V159H85L84 160ZM141 158V159H140ZM172 158V157H171ZM175 158V159H176ZM37 159V158H36ZM153 159H154V156H153ZM159 159V160H158ZM167 158H164V160H166ZM174 159V160H175ZM242 159V160H243ZM259 159V160H258ZM99 160H101V157H100V159ZM142 160V161H141ZM173 159H172V162L174 161ZM200 160V161H199ZM208 160V161H207ZM263 160H264V158H263ZM262 160V161H263ZM96 161V162H97ZM151 161V162H150ZM204 161V162H203ZM207 161V162H206ZM245 161H246V159H245ZM246 161V162H247ZM162 162H165V161H162ZM197 162V164H200V163H198ZM98 163H100V162H98ZM160 163H161V161H160ZM166 163V162H165ZM171 163V162H170ZM183 163V162H182ZM263 163H264V161H263ZM9 164V165H8ZM18 164V163H17ZM92 164V165H91ZM167 164V170H168V165H169V163H166ZM176 164V163H175ZM253 164V165H252ZM89 165V167H87ZM99 165V164H98ZM97 165V166H98ZM123 165H125V168L123 167ZM158 165V164H157ZM159 165H161V164H159ZM158 165V166H159ZM187 165V164H186ZM212 165V164H211ZM256 165V166H255ZM264 165V164H263ZM263 165L261 164V165H259V168H260V170H261V167L260 166H262L263 167ZM12 166V167H13ZM70 166V167H69ZM84 166V167H83ZM93 166V167H92ZM96 166V167H97ZM114 166L116 167V168H114ZM155 166V165H154ZM170 166V165H169ZM175 166V165H174ZM185 166V165H184ZM200 166V167H199ZM156 167V166H155ZM180 167H183V166H180ZM188 166H187V171L189 172V171H191L190 170V168H189ZM211 167V166H210ZM99 168V167H98ZM98 168H96V169H94L95 171L98 169ZM172 168V167H171ZM174 168H176V167H174ZM209 168V167H208ZM212 168V170H214V168L213 167H211ZM211 168H209V169H207L205 172L207 173V176H209L210 174H214V176H212V180H213V183L215 182H217L216 183V185H217V188H221L222 186H221V184L223 185V183L224 182H226V181H228L227 179L225 180H223L222 178L223 177H221L220 176V174L218 175V176H220V179H222V181L223 182H221V180L219 179V177L217 176L216 177V180L217 181H214L215 179V176H216V174H218L217 172L216 173H214V171L213 172H209V170L211 169ZM253 168V169H254ZM86 169V170H85ZM155 169V168H154ZM159 169H161V170H164V169H162V167L161 168H159ZM185 169V168H184ZM249 170V171H247L246 173H249L250 171H251V173H249V175L252 177V175L251 174H253V176L254 175H256L255 174V171L254 170ZM263 169V168H262ZM81 169H78V173H77V177L79 178V179H82L83 177H82V175L83 174H81V172H82V170L80 171ZM93 170V172L92 173H95V171ZM115 170V171H116ZM151 170H153V169H151ZM169 170H170V167H169ZM179 170V169H178ZM183 170V169H182ZM212 170H210V171H212ZM66 171V172H65ZM80 171V172H79ZM155 171V170H154ZM193 171H191L192 172V174H193ZM262 171V170H261ZM261 171H259V173H263L264 172V169H263V172H261ZM118 172H120V171H118ZM120 172V173H121ZM149 172V173H148ZM164 172V171H163ZM186 173L187 175L189 174V173ZM191 172H190V174L189 175H191ZM209 172V173H208ZM71 174V176H70V174ZM80 173V174H79ZM108 173H109V171H108ZM115 173H117V172H115ZM119 173V174H120ZM133 173H136V175L135 176H137V177H134L133 178V176L134 175H132ZM161 173H162V171H161ZM171 174H173L174 172H170ZM99 175L98 173H95L94 174V176L96 177L97 175ZM147 174H149L150 176H148ZM163 174V173H162ZM183 174V173H182ZM196 174V175H197ZM69 175V176H68ZM122 175V176H123ZM124 175V176H125ZM189 175H188V177H189ZM204 175H206L205 173L203 174V176H202V178H204ZM227 175V174H226ZM248 175V174H247ZM246 175V176H247ZM264 174H262V176L261 177H263L262 179H263V182H264V176H263ZM121 175L119 176V179L122 177ZM146 176H148V177H146ZM154 176V175H153ZM193 176V175H192ZM192 176H191V179H192ZM197 176H199V175H197ZM211 176V175H210ZM209 176V177H210ZM249 176V177H250ZM69 177L74 181V179H75V181L73 182L71 179H69ZM125 177H127V176H125ZM150 177V178H149ZM209 177H208V182H209V180L211 179H209ZM229 177V176H228ZM260 177V178H261ZM137 178V179H136ZM145 178H149V179H145ZM154 178V177H153ZM152 178V179H153ZM193 178H196L195 180H197L196 181V183L197 184H199V187H200V185L204 182L205 183V180H201L200 179V177H195V174H194V176H193ZM198 178L201 180V183H199L198 181H200V180H198ZM206 179H207V177H205ZM204 178V179H205ZM227 178V177H226ZM248 178V177H247ZM116 179L117 178H114V181H116ZM124 179V178H123ZM122 179V180H123ZM138 179H141L140 180V183L138 184V182L139 181H137ZM142 179H144V181L143 182H141L142 181ZM190 179V178H189ZM258 178H255V180H257ZM64 180H66V181H64ZM68 180H70V184L68 183L69 181ZM113 179H111V180H107V181H105V182H107V183H103L102 185H104V188L109 184V183H113V186L117 183L118 185H119V180L117 179V181L119 182H114V181H112ZM129 180V181H128ZM145 180H147V183L145 182ZM212 180H210V181H212ZM231 181H232V179H230ZM39 181H41V180H39ZM62 181H63V183L64 184H69V188H70V186L73 188V191L75 190V189H77V193L79 194V196L76 194L75 195V193H74V195L76 196V197H78V198H76V197H74V196H72L73 197V199H69V198H65V197H61V196H65V195H67V191H69L70 192V190H68V188H67V186L68 185H66V188H67V191L64 193V191H63V194H65V195H62V192H59V191H62V190H64V186L62 187V185L61 186H58V185H60L61 183H62ZM150 181H151V179H150ZM207 181V180H206ZM220 181V182H219ZM247 181H251L249 178H248V180ZM34 182V181H33ZM43 182V181H42ZM44 182H45V180H44ZM57 182H58V184H57ZM65 182H67V183H65ZM76 184L77 185V187L78 188H75V186L76 185H74L73 186V184ZM121 182H123V181H121ZM145 182V183H144ZM152 182H154V181H152ZM230 182V181H229ZM229 182H227V184L229 183ZM40 183V182H39ZM115 183V184H114ZM150 184H151V182H149ZM212 183V182H211ZM220 183V185L219 186H221V187H218V184ZM231 183V182H230ZM251 183V182H250ZM256 183V182H255ZM10 184V183H9ZM36 184H37V182H36ZM88 184V183H87ZM90 184H92V183H90L89 182V185ZM121 185H123L124 186V184H122V183H120ZM138 184V185H137ZM160 184V183H159ZM206 184H207V182H206ZM206 184H205V186H206ZM246 184V183H245ZM252 184H254L253 182H252ZM260 184V183H259ZM31 185V184H30ZM34 185H35V182H34ZM38 185V184H37ZM45 185V184H44ZM136 185L139 187H136ZM147 185V186H146ZM203 185V184H202ZM201 185V186H202ZM209 185L210 184H208L207 186L209 187ZM248 185V184H247ZM0 186H2V185H0ZM12 186V185H11ZM92 186H93V184H92ZM91 185L90 186H88L87 187V185H86V187L84 188L86 191L89 189V187L91 188L92 187ZM110 186H111V184H110ZM113 186H111V187H113ZM132 186H135L136 188H138L137 190L136 189H134V187H132ZM150 187H151V185H149ZM158 186V185H157ZM156 186V187H157ZM205 186L204 187H202L203 188V190H201V192L199 191L200 189H202V188H199L198 189V192L199 193H201L202 194V196L201 195H198V197L199 196H201L200 197V199H198V197H197V201H194L195 203H193L191 206H193V207H190L191 209H188V212L186 213L187 214V217L186 218H193L192 219V221H194V220H197V219H194L195 217L197 218V216H196V214H198V210H200V208H201V210L200 211H203L202 210V207H206L207 206V208H205L204 210V213L205 212H207V213H209V215H206V214H203L202 212H200V215H204V216H206V217H208V216H210V215H212L211 213H210V210L212 209V207H210L212 204V202H210L209 200H208V202L210 203V204H208V202H207V205L206 206H204V204L205 203H203V202H205V200H206V198L208 199L209 197L206 195L208 192H209V189L212 187L213 188V186L212 185H210L211 187H209V189L206 187L205 188ZM253 186V185H252ZM255 186H257V185H255ZM3 187V186H2ZM32 187H34V186H32ZM38 186H36V188H37ZM49 187L51 188V189H49ZM53 187H54V185H53ZM62 189V190H59L60 188ZM98 187V186H97ZM96 187V188H97ZM117 187V185L116 186H114V188L115 189H117L116 188ZM119 187V186H118ZM122 187V186H121ZM149 187V188H150ZM154 188L155 190L157 189V188ZM159 187H160V185H159ZM161 187H162V185H161ZM16 189H18V187H15ZM96 188H94V189H96ZM104 188H99L100 189V191L102 190V189H104ZM148 188V187H147ZM176 188V187H175ZM205 188V189H204ZM215 188H216V186H215ZM225 186H223L222 187V189H216L217 191H220L219 192V194H223V193H225ZM248 188V187H247ZM12 190H13V188H11ZM10 189V190H11ZM24 189V188H23ZM83 189V190H84ZM93 188L91 189L92 191L94 190ZM106 189H109V187H106ZM118 189H120V187L118 188ZM125 189H124V191H121V190H119L118 192H122V194L125 192ZM251 189V188H250ZM0 190H1V188H0ZM9 190V191H10ZM11 190V191H12ZM31 190V189H30ZM37 190V189H36ZM72 190V189H71ZM112 189H110V191H111ZM148 190V189H147ZM154 190V191H155ZM158 190V189H157ZM175 190V189H174ZM206 190H208V192L206 193ZM211 190V189H210ZM212 190H214V188L212 189ZM3 191V190H2ZM8 191V193L6 194L7 195V199H5L4 197V194H3V192H2V194H3V200L5 199V202H6V200H8L9 201V199H12V201L13 200H15L14 201V205H13V208H9L8 206H11V205H9L8 203H7V206H5L6 205V203L4 202V204H3V202L1 201L0 202V206H1V208L2 209H0V211L2 210L3 211V206H5L4 208H9V209H7V211H5L4 210V213H2L1 214V217L2 216H6V213H8V218H6V217H4V221H1L2 219H1V217H0V223L1 224H3L4 223V225H2V233L0 234V264H42V262L44 263V261L46 260V257L45 256H47L46 255V253H45V251H48V250H46L45 248V251L43 250V249H41L42 247H44V242H49V240H50V243H48V244H50V245H48L47 243L45 244V247L48 245V249H51V248H54V250H52V251H54L55 252V249H56V247H60V248H62V244H65L64 242V240H66V236H63V234L61 233V231L59 230V228L57 229V230H55L54 228L56 227L55 226V220L56 219H54L53 220V218H56L55 217V214L53 215V213H51V210H50V208H48V209H46L45 211H40L41 210V208H42V204L43 203H41L40 202V204L41 205H39L40 206V212H43V215L45 216L46 215V213L48 212V216L50 215L51 216V220H49L50 222L49 223H51V221H52V223L54 222V225H51V224H48V223H46V221H39V219L37 220V215H36V218L34 217L33 218V216L31 215V214H34V213H38V210L37 209H34L33 211H32V208H31V206H32V204H34L35 202L33 201H31V199H35L36 200V198H35V196L34 197H31V198H29L28 196H26V198L22 195V194H20L21 192H18V191H13V192H9ZM72 191V192H73ZM90 190H88L87 192L89 193V194H92V193H90L89 192ZM97 190H95L94 192H96ZM100 191H98V193H99V195H100V193L102 194V196H98V197H96V199L97 200H95V201H99L98 203H100V204H97V203H95L94 205V207H96V209L97 208H99V207H101V203L102 204H104V206L106 205L105 203L107 202H105V200H107V199H112V197L110 196V197H108V195L109 194H107V196H106V191H105V195L102 193V192H100ZM109 191V192H110ZM117 191V190H116ZM128 192L127 194H129V193H131V192ZM134 191H136V193L134 192ZM138 191V192H137ZM145 191V190H144ZM149 191V190H148ZM154 191H152L151 190V192H154ZM160 191V190H159ZM177 191V190H176ZM25 192V191H24ZM34 192H35V190H34ZM68 192V193H69ZM71 192V193H72ZM74 192H76V191H74ZM84 192V191H83ZM140 192H143V191H141L140 190ZM150 192V191H149ZM150 192V193H151ZM221 192H223V193H221ZM9 193H10V195H12V196H8L9 195ZM20 194V195H22L23 196V198H19V197H22V196H19L18 194ZM98 193H96V194H98ZM112 193H114V192H112ZM147 193V192H146ZM145 193V195H147ZM156 193V192H155ZM33 194V193H32ZM32 194H30V196L32 195ZM57 194H59L60 195V197H59V195L57 196ZM84 194H86V193H84ZM83 194V195H84ZM94 194V193H93ZM117 194V193H116ZM116 194H114V195H116ZM25 195V194H24ZM51 195H53V196H51ZM71 195H73V194H70L69 196H71ZM103 195L106 197H103ZM119 195H121V194H119ZM126 195V194H125ZM125 195H123V196H125ZM141 195H143L142 193H138V197H137V199H142L143 197V200L145 199V196L143 195V197L141 198ZM154 195V194H153ZM212 195V194H211ZM224 195V194H223ZM19 196V197H18ZM49 196V197H48ZM84 196H86V195H84ZM92 195H90V196H88V194H87V196H86V198H87V200L88 201H90V199L88 198V197H90V198H93L94 196H92ZM117 196V195H116ZM122 196V197H123ZM136 196H135V199H136ZM159 196H160V194H159ZM12 197H14V198H12ZM121 196H117V197H115V202L116 201H119V200H121V199H119ZM126 197H127V195H126ZM9 198V199H8ZM52 198V200H50ZM58 198H59V200H58ZM64 198H65V200H64ZM83 198V197H82ZM105 198V199H104ZM116 198H118L117 200H116ZM151 197H149V199H150ZM155 198V197H154ZM153 198V199H154ZM211 198H212V196H211ZM211 198H210V200H211ZM28 199H30V201L28 200ZM38 199V198H37ZM62 199V202L60 201ZM69 200V201H67V200ZM79 199V200H78ZM44 200V201H45ZM53 200H54V204H53ZM64 200V201H63ZM86 200V202H87V204H88V206L87 207H84L85 208V211H89V206H90V203H92L93 204V202L92 201H90V202H88ZM147 200V199H146ZM152 200V199H151ZM173 200V199H172ZM214 200V199H213ZM43 201V202H44ZM52 201V202H51ZM122 201V200H121ZM215 201V200H214ZM30 202V203H29ZM39 202V201H38ZM46 202V201H45ZM47 202L46 203H44L43 204V206L45 205V204H47ZM57 202V203H56ZM79 202L81 203V205H79ZM105 202V203H104ZM111 201L109 200V204H111V206L114 208V207H116V205H117V207L118 206H121V207H124L125 206V204H123V202L125 203V201H122V202H120V204H117V203H115L114 204V201L112 200V202L110 203ZM27 203V204H26ZM32 203V204H31ZM53 205H52V204ZM76 203H78V204H76ZM3 206H2V205ZM26 204V205H25ZM30 204V205H29ZM59 204V205H58ZM91 204V205H92ZM109 204H108V208H109ZM122 204H123V206H122ZM148 204V203H147ZM164 204V203H163ZM263 204V203H262ZM24 205V206H23ZM35 205H37V204H34L33 205V208H34V206ZM48 205V204H47ZM46 205V206H47ZM60 205H62L61 207H60ZM144 205L145 206H148V205H146L145 203H144ZM210 205V206H209ZM23 206V207H22ZM29 206H30V210H29V213L30 214H28V212H25L26 210H28L29 209ZM110 206V207H111ZM127 206V205H126ZM208 206L210 207V208H208ZM20 207H21V209H20ZM28 207V209H25V208H27ZM36 208H38L37 206H35ZM48 207V206H47ZM46 207V208H47ZM60 207V208H59ZM94 207H93V205L91 206V208H90V211H91V209H92V211H102V210H104V208H100V209H98V210H95L94 209ZM112 207L111 208H109V210H113L112 209ZM120 207V208H121ZM214 202H213V209H214ZM262 208L264 207V205L263 206H261ZM260 207V208H261ZM22 208H24L25 210H23ZM107 207H105V210H107L106 209ZM128 208V207H127ZM217 208V207H216ZM259 208V210H256V212H255V214H256V218H255V221H257V222H255L254 221V219L252 220L251 219V221H253V223H252V225L254 226L253 228L251 227L252 225H251V223L248 221H246L247 223H250V224H245V225H248V226H243L244 224H240V223H238L239 221H236V220H238L237 219V217H234V219L235 220H233L236 224H238L239 226V228L238 229H240V227L242 228V226L244 227V228H247L246 229V232H245V229H244V231H237L236 232V235H234V233H232V231H228V230H225V231H227L226 233L229 235V233L228 232H230V233H232V235H231V237L229 236H225V232L224 233H221V236H220V232H218V234H216L217 235V237H215L214 239L212 238V235L210 236L211 237V239H213V240H215V239H217L218 241H220L221 242V240L222 239H218L219 237H224L225 236V245L228 247L229 245V243H230V249L231 250H229L228 248H226L227 249V251L229 252V251H231L232 253H233V255H234V253H235V257H236V259H238L237 258V254L238 253H240V254H238V257H239V255H241L240 256V258L242 259V261H243V259H244V261H245V258L248 256V254L247 253H250L251 254V257H250V255H249V259L252 261H250L249 262V260L247 259V261L249 262V263H253V264H258L259 263V261H260V263L259 264H262V262H263V264H264V261L263 260H261L262 258L261 257H263V259H264V253L263 254H260V253H262V252H264V240H262L261 241V237L264 235V208L262 209H260ZM19 209H20V211L22 210V212H20L19 211ZM45 209V208H44ZM74 209V210H73ZM88 209V210H87ZM115 209V208H114ZM122 209V208H121ZM193 209V210H192ZM210 209V210H209ZM213 209H212V211H213ZM42 210H43V208H42ZM48 210V211H47ZM83 209H80L79 211H82ZM104 210V212H106ZM116 210H118V209H116ZM189 210H191V211H189ZM215 210V209H214ZM217 210H218V208H217ZM217 210H215V211H217ZM262 210V211H261ZM37 211V212H36ZM49 211H50V213H49ZM71 211H73V212H71ZM89 211V212H90ZM120 210H118V212H119ZM122 211H124V209H122ZM38 213V215H42L41 213ZM55 212V213H56ZM76 212V213H77ZM103 212V213H104ZM214 212V211H213ZM258 212H259V216H258ZM28 215H27V214ZM75 213V214H76ZM202 213V214H201ZM236 213V211L234 212V214ZM261 213V214H260ZM24 214H26L28 217H30V215L32 216L31 217V220H34V222H36V221H38L39 223H41V224H44V225H42V226H45V228L47 229V227L48 228H50V233H49V230L47 229V235L45 236L44 234L46 233V232H44L43 230L41 231V229H44L45 230V228L43 227V228H41V229H39V227H36L35 228V225L34 224H36V223H32V226H30L29 227V225H30V223H29V219L28 218H26L25 220L26 221H24V216H20V215H24ZM57 214V213H56ZM74 214V215H75ZM78 214V213H77ZM75 215V216H78V215ZM89 214V213H88ZM122 214V213H121ZM188 214H189V216H188ZM238 214V213H237ZM236 214V215H237ZM255 214L253 215V216H255ZM42 215V216H43ZM53 215V216H52ZM80 215V214H79ZM216 215H217V213H216ZM39 216V217H40ZM50 216H49V218H50ZM195 216V217H194ZM213 216H214V214H213ZM230 216V218L229 219H231V217H232V215H229ZM258 216V217H257ZM20 217H23L22 219L23 220H21V219H19ZM46 217V216H45ZM80 217V216H79ZM223 216H221V218H222ZM6 218V219H5ZM41 218H43V219H41V220H45V218L44 217H41ZM210 218V217H209ZM215 219L217 218L218 219V216H215L214 217ZM219 218H220V216H219ZM28 219V220H27ZM190 219V220H191ZM205 218L203 217H201V220H204ZM208 219V218H207ZM257 219V220H256ZM46 220H47V218H46ZM198 220H200V219H198ZM210 220V219H209ZM213 221V220H212ZM230 220H228L227 222H229ZM233 221H231V222H229V223H226L225 224V226H228L227 224H231ZM3 222V223H2ZM33 222V221H32ZM198 222V221H197ZM196 222V223H197ZM234 222L232 223V226H230V227H234L235 226V224H234ZM255 222V223H254ZM23 223V224H22ZM28 223V224H27ZM37 224V225H40V227H41V224ZM190 223H192V222H190ZM195 223V222H194ZM244 223H245V221H244ZM259 223V224H258ZM1 224H0V228H1ZM22 224V225H21ZM24 224H27V225H24ZM45 224H48V225H45ZM33 225H34V227H33ZM242 225V226H241ZM27 226V227H26ZM229 226L227 227V228H229ZM3 227H4V229H3ZM52 227V228H51ZM248 227H251V228H249V229H253V230H250L249 231V229H248ZM57 228V227H56ZM223 228H225V227H223ZM222 228V229H223ZM231 228V229H232ZM34 229V232H35V234H41L42 232H44V233H42V235L41 236H38V235H35V236H37V237H35V236H33L34 235V232L32 233V230ZM36 229V230H35ZM41 231V233L39 232V230ZM193 229V228H192ZM217 229V228H216ZM237 229V225H236V229L235 230H238ZM4 230V231H3ZM182 230V229H181ZM37 231V232H36ZM53 231V232H52ZM217 231V230H216ZM181 232V231H180ZM189 232V231H188ZM194 232V231H193ZM210 232L212 233V231L210 230ZM222 232H223V230H222ZM249 232V233H248ZM252 232V233H251ZM4 233H5V235H4ZM50 235H49V234ZM199 233V232H198ZM33 234V235H32ZM196 234H197V232H196ZM224 236H223V235ZM251 235V236H248V235ZM210 235V234H209ZM218 235H219V237H218ZM195 236V235H194ZM193 236V237H194ZM197 236H198V234H197ZM197 236H195V239H197L198 237ZM202 236V235H201ZM213 236H215V235H213ZM234 236V237H233ZM39 237H41V238H39ZM46 237V238H45ZM184 237V236H183ZM187 237H188V235H187ZM186 237V238H187ZM205 237V236H204ZM203 237V238H204ZM209 237V238H210ZM30 239V241L29 242H27V240L28 239ZM47 238H49V239H47ZM65 238V239H64ZM142 238V237H141ZM189 238H191V240L193 239L191 236L189 237ZM228 238V239H227ZM230 238V239H229ZM232 238H234V239H232ZM24 239H27L26 241H25V243H23V241H24ZM37 239V241H35V240ZM40 239H42V240H40ZM47 241H46V240ZM200 239V238H199ZM202 239V238H201ZM207 239V238H206ZM262 239H264L263 237H262ZM38 240H40V241H38ZM61 240H63V242L60 244V242H61ZM141 240H143V239H141ZM178 240H180V239H178ZM186 240V239H185ZM205 240V239H204ZM210 240V239H209ZM208 240V241H209ZM228 240H233V242L231 241H228ZM42 241H44V242H42ZM67 241V240H66ZM186 241H188V243L189 242H193V241H189V240H186ZM198 240H196V242H197ZM208 241H206L205 243H207ZM222 241H224V240H222ZM32 242H36L34 245L32 244ZM196 242H195V244H196ZM210 242H212L211 240H210ZM210 242H209V245H207V246H214L215 244V247H217V244H220V245H222V243H215V241H214V245H210ZM24 244V245H21V244ZM27 243V244H26ZM29 243V244H28ZM38 243V244H37ZM60 245H59V244ZM142 243V242H141ZM140 243V245H143V244H141ZM187 243V242H186ZM198 243H201V242H198ZM203 243V242H202ZM228 243V244H227ZM233 243V244H232ZM18 244H19V246H18ZM40 244H43V245H40ZM66 244H68V243H66ZM65 244V245H66ZM144 244H145V242H144ZM190 244V243H189ZM231 244L232 245H234L235 247H236V249H237V252H234L235 250H234V248H233V246H231ZM25 245H27V246H30V245H32V247L31 248H29V247H27L26 246V248L27 249H29L30 251L33 249V252L34 253H31V257L33 256V255H35L34 257H30V255L28 256L29 257V259L27 260V259H25V257H27V252L29 251H27L26 250V248H25ZM36 245V246H35ZM197 245H199V244H197ZM225 245H223L222 247H224ZM22 246H24L23 248H22ZM34 246V247H33ZM40 246V247H39ZM206 246V247H207ZM23 250H21L20 248ZM74 247V246H73ZM144 247H145V245H144ZM189 247V246H188ZM193 248H195L194 246H192ZM199 247V246H198ZM214 247V248H215ZM220 246H218V248H219ZM222 247H220V248H222ZM24 248H25V251H27V252H25L24 251ZM47 248V247H46ZM70 248V247H69ZM185 248H187V247H185ZM213 248V247H212ZM225 248H223L224 250H222V251H226L225 250ZM71 249V248H70ZM208 249H209V247H208ZM217 249V248H216ZM241 251H240V250ZM57 250H59V249H57ZM77 248L75 249V252L77 253ZM218 250V249H217ZM220 250V251H221ZM59 251H61V250H59ZM197 251V250H196ZM195 251V252H196ZM219 251V252H220ZM221 251V252H222ZM240 251V252H239ZM52 253L51 251H50V253H52L51 254V256H50V253H48L47 252V254H48V256H47V260L49 261V259L50 260H53V259H56V256L58 257V255H57V252H55V253ZM82 252V251H81ZM81 252L80 251H78V253H80V257H81ZM198 252H200V251H198ZM24 253V254H23ZM197 253V252H196ZM196 253H194L195 254V256H196ZM227 253V252H226ZM237 253V254H236ZM242 253H246L247 254V256H246V254H242ZM258 253V254H257ZM29 254V253H28ZM56 254V255H55ZM62 254V253H61ZM60 254V255H61ZM70 254H72V253H70ZM222 254V253H221ZM228 254V253H227ZM54 255V257H52ZM79 255V254H78ZM230 255H231V253H230ZM243 255V256H242ZM263 255V256H262ZM50 256V257H49ZM70 256H72V255H70ZM73 256H74V254H73ZM73 256L71 257L72 259H73ZM37 257H39V258H41L42 259V257H45V260H44V258L42 259V260H39L38 261V259L39 258H37ZM80 257H75V260H76V258L78 259V258H80ZM244 257V258H243ZM35 258H37V259H35ZM62 259H63V256L61 257ZM83 258V257H82ZM198 258V257H197ZM66 258H64L63 260H65ZM240 259V260H241ZM260 259V260H259ZM36 260H37V262H36ZM46 260V261H47ZM75 260H72L73 261V263L74 264H79V263H82L83 261L81 260V259H78V261H75ZM83 260H84V258H83ZM45 261V262H46ZM59 261H60V256H59ZM66 261H69V258H68V260H66ZM65 261V262H66ZM81 261V262H80ZM57 262V261H56ZM55 262V263H56ZM60 262H63L62 260L60 261ZM59 262V263H60ZM69 262H71V261H69ZM77 262V263H76ZM246 262V261H245ZM248 262H246L247 264H249ZM46 263H48V264H53V262L51 261L50 263L49 262H46ZM73 263H71V264H73ZM84 263V262H83ZM82 263V264H83ZM45 264V263H44ZM57 264V263H56ZM60 264H62V263H60ZM63 264H65V263H63ZM66 264H67V262H66ZM68 264H70V263H68Z\"/></svg>",
    "mask_w": 264,
    "mask_h": 264
}]
</instances>
